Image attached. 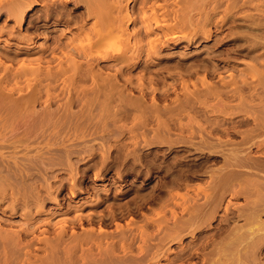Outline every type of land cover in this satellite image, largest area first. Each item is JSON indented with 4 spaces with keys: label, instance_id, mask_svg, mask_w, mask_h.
<instances>
[{
    "label": "bare ground",
    "instance_id": "1",
    "mask_svg": "<svg viewBox=\"0 0 264 264\" xmlns=\"http://www.w3.org/2000/svg\"><path fill=\"white\" fill-rule=\"evenodd\" d=\"M69 1L70 0H10V1H8V2H6V3H4V1H1L0 0V13H2V15H5L6 17H7V19H8V21H10L11 20V18L12 19H14V21H15V24H16V26H17V28H19L20 29V33H18V37H17V39H16V43L14 44V40H13V38L15 37L16 38V35L14 36V30H12V32H10V34H8V37L7 38H4V35H5V33L6 32H9V26H8V24H6L4 27H2V29H0V41H2V40H4L5 41V43L3 44V45H5V49L3 48V49H1L0 50V156H2V158H0V166H1V170L3 171L2 173H4L3 175H2V173H0V178H2L1 176H3V180L2 179H0V180H2V181H0V185H1V182H6V184H10V183H7V181L6 180H8V181H11V180H13L14 179V177H13V179H11L10 177H12L13 175H15V171H17V170H14V169H18V168H22L20 171H22V172H24V173H26V175H24L23 174V177H20V175H22V174H20L21 172H17L16 174H17V177H20V178H17L18 180H19V182L17 181V180H15L16 182H18L19 184H20V188L18 189H15L14 188V184H17V185H19L18 183H16L15 181V183H13V185L12 184H10V186H8L7 188H9V187H11V186H13V189L14 190H16V191H13L14 192V194L13 195H11V198H12V196H14V195H16V198H15V196H14V198H15V200L14 199H12L13 200V202H11L10 201V203H11V205H8V206H6V207H8V208H10L11 210L13 209V212H15L16 210L15 209H19V207H22L21 209H25L26 211H24V214L22 215V216H24L25 218H26V220L27 221H29V222H27V226H25V227H23L25 230H27V231H32V232H34L35 231V228H38V222H39V224H40V220H42L41 219V217L43 216V214H42V216L41 217H39L40 218V220H39V218L37 219V217H36V215L35 214H41V213H43V212H45V210L47 209L46 208V204H47V202L49 201V200H51V201H54V203L56 202L57 203V205L56 206H58V210L62 213V211L61 210H65V208L64 209H62L63 208V204L64 203H62L61 202V200L63 199H71V200H73V199H75L74 197H77L78 196V193L80 192L76 187H78V184L75 182V176H78V174L77 173H79V172H76V173H73V172H75V167L77 168V166H75L76 165V163L78 164V162H80L81 161V159H83V158H78V156L80 155V156H83V155H85L86 154V157L85 158H87V157H89V156H91V155H89V156H87V154H89L90 152H92L93 153V149H94V146L95 145H93V144H96L95 143V140H96V138H97V140L100 138V139H109L110 140V138H114L115 136H117V137H115V138H117V139H119V137L120 136H118V135H123L122 134V132H124L126 129H123V127L124 128H126L127 127V125H124V124H122L124 121H126V123H127V121H128V119H130V118H128V117H131V119H132V116L131 115H134L133 117H136V123H137V120H138V118L137 117H140L141 115H143L142 113H147V115L146 116H151V120H152V117H153V115H155L154 117H159V118H157V119H160L161 118V116H162V113L164 112V113H166V116H167V114L168 115H180L182 112H184V114L182 113L181 114V116H179L180 118L182 117V115L184 116L185 115V113L186 114H188V116H187V118H188V121H189V123L190 122H193L192 121V119H190L189 120V118H192L193 116L195 117L196 115H197V109H203L202 107H204L205 105H208V102H211L210 100H209V98L211 97V95H213V97L214 96H219L220 95V97H225V98H227V99H225L224 97L222 98V99H225V103L223 102V100H221V102H223L224 104H223V111H221L222 113L225 111V113H226V115H228L227 114V112H226V110H227V108L226 107H228V103H227V101H230L231 99V97L233 96H231V94L229 93L230 91H231V93H233V94H236L237 95V93L235 92L234 93V91H235V89H237V87L240 85V89L241 88H243L244 87V85H242L241 86V84H242V81H241V84H239L237 81H233V82H231V80L230 81H228L227 83H234V82H237L238 84V86H236V87H233L232 85H231V87L232 88H234V90H233V92H232V90H229L230 88H229V86L227 87V83H226V79L225 78H223V81L221 82L222 84H223V82H224V86L226 87L225 88V90H229V92L227 91V93L225 92V90H224V93H223V91H220L219 89H221L222 87H220L219 89H218V87H214V86H212L211 85V83H210V81H208V79L206 80V77H208L209 75H213V74H216L215 72L216 71H221V69H219V70H216L219 66H215V64H212V63H215V62H209V64L211 63L212 64V67H211V65L209 66V64H208V61H205V59H204V61L207 63V65L205 66L204 65V63H202V61H201V63L200 62H189L190 64H188V61H187V63H185L184 61V63L182 64L181 62H179V59H178V62L176 61H174L177 65H175V67L177 66L178 67V65L179 66H181L182 67V69H181V67H179V69L177 70V72H179L180 73V69L181 70H183V71H181V73L180 74H182L181 76H183L184 74H186L187 76L188 75H192L195 71H198L199 72V68L197 67L198 65H204L203 66V69H201V70H207V73L205 74V76L206 77H204L203 76V78H201V76H200V79H201V84H203V80H205V81H208V82H204V84L206 85V89H202L201 87H203V86H205V85H201L200 86V84H199V86H197V83H195L196 85H193L192 83H194L193 81H189V79H187L188 77H186V79H187V81H189V82H192L191 84L194 86V88L197 86V87H199V89H201V90H199L198 88H195L194 90H193V88L191 89V84L189 85V82H185L184 80H183V82H181V80L184 78V77H182V79L181 80H179L178 78H176L175 76H174V74L172 75V74H170L169 76L172 78V79H176V81H177V79L182 83H180L179 81V85H182V87H184V85H185V87H184V89H182V90H184V92L183 93H185V92H187L185 95L183 94L182 96H181V98H179L180 97V95L178 94V98H176L177 100H175L174 99V101H171L170 100V102L172 103V107H171V104H169L168 103V108L167 107H165V106H167L165 103H163V104H165L163 107H165V108H160V107H162V106H160V99H162V100H164L165 99V101H166V98L168 97V95H169V92H170V90L172 89V88H175L176 87V83H173L174 82V80H170L171 82H167V80H166V78H167V76L166 75H164V71L163 70H167V72L168 73H165V74H169V72H171L172 70H174V72H175V69H174V67L173 66H170V65H172L170 62V65L168 66V68H167V65L166 64H164V63H161V61L163 60L161 57L160 58H158L159 57V55L158 54H160L164 49H166V48H168V46L170 45V40H175V38H177L178 39V37L180 38L181 37V35H185V34H183V33H181V35L179 36V30H177V28L181 25V24H184V25H188L189 24V18H191V16L193 15L192 14V12H188L189 13V16L187 17V14L185 15V13H184V16H185V18H180V16H178V14H177V9L175 10V8L174 9H172V8H170V6H169V8L170 9H172V10H170L168 7H167V5H166V7L168 8L167 10L166 9H164L165 8V5L163 4V6L164 7H162V10H165V12L164 11H162V13H161V4H159V2H158V0H140V2H139V7H135L134 5H133V7L134 8H132V6H131V3L130 2H132V1H137V0H74L73 2L77 5H75L76 7L74 8V9H72V8H70L69 7ZM149 1H152L151 3H150V5H149ZM166 1V0H165ZM215 1V0H214ZM235 0H233V3H235L234 2ZM123 2H125L124 4H123ZM219 2V1H218ZM236 2H237V0H236ZM166 3H169V2H166ZM107 4V5H106ZM136 4V3H135ZM173 4V3H172ZM232 4V3H231ZM38 5H42L43 6V12L41 13V14H39L38 16H36V17H34L33 18V16H32V18H30V20H28L27 19V17L29 16V12H30V10L31 9H33L35 6H38ZM102 5H106V6H108V8L105 6H102ZM149 5V6H148ZM170 5H171V3H170ZM262 5V4H261ZM260 5V6H261ZM264 5V4H263ZM263 5H262V8H264L263 7ZM41 6V7H42ZM83 6H85L84 8H87V15L84 13L83 15H79V14H77L76 15V13H75V10L76 9H79L80 7H83ZM100 6H102V7H100ZM234 6H235V4H234ZM233 6V7H234ZM215 7V6H214ZM232 7V8H233ZM104 10H107L106 12L104 11V12H102L103 11V9ZM148 8H150L149 10H150V12L148 11ZM231 8V7H230ZM229 8V9H230ZM235 8V7H234ZM42 9V8H41ZM99 9V10H98ZM258 9H260V8H258ZM40 11V10H39ZM99 11H101V12H99ZM231 11H232V9H231ZM230 11V12H231ZM85 12V11H84ZM214 12H216V11H214ZM149 13V14H148ZM151 13V14H150ZM194 13V12H193ZM182 14V13H181ZM180 14V15H181ZM204 14H205V12H204ZM203 14V15H204ZM212 14H214L213 12H212ZM217 14V13H216ZM84 15H85V17H87V18H89V16L91 17V16H93L94 18H95V21H94V23H93V26L90 28V30L88 31L87 29L89 28V26L87 27V29L85 30L84 29V27L82 26V27H80V29H78L79 30V32H78V30H77V32H76V35L75 34H71V35H69L70 34V32L69 31H67V28L66 27H63V26H67V27H70V25H72V24H79V23H81L82 21H85L86 20V18H83L84 17ZM183 15V14H182ZM202 15V16H203ZM206 15V14H205ZM170 16H172V18H173V20L174 21H176L175 23H171V22H168L169 21V19L171 18ZM208 16V15H207ZM207 16H205V17H203V19L204 18H206ZM246 16H248V15H246ZM250 17L252 16L253 17V15H249ZM182 17V16H181ZM186 17H187V19H186ZM93 18V19H94ZM169 18V19H168ZM210 18V19H209ZM213 18V17H212ZM105 19H106V21H108V24H103V23H100V20H103L102 22H104L105 21ZM192 19V18H191ZM207 19H209L210 21L212 20L211 19V17L210 16H208V18ZM258 19V18H257ZM201 20H202V18H201ZM205 20V19H204ZM253 20H255V19H253ZM259 20H261V19H259ZM28 21V22H27ZM40 21H41V23H40ZM173 21V22H174ZM200 21V20H199ZM214 21V20H213ZM211 22V23H213L214 24V22ZM256 21H258V20H256ZM86 22V21H85ZM84 22V23H85ZM205 22V21H204ZM203 22V23H204ZM207 22H209L208 20H207ZM259 22H261V21H259ZM27 23V25L28 26H26L25 24ZM83 23V22H82ZM87 23V22H86ZM210 23V22H209ZM92 24V23H91ZM132 24H134V25H136V26H138L137 24H141V25H139L138 27H136V28H134V29H132L131 28V26H132ZM179 24V25H178ZM205 24V23H204ZM262 24H264V21H262ZM262 24H260V23H256V22H253V25L255 26H260V28H263L264 27V25H262ZM76 25V26H77ZM209 25V24H208ZM207 24L204 26L203 25V27L201 28L199 25V27L200 28H198L197 29V31H199V30H202V33H204L203 35L205 36L206 35V37L209 39L210 37H211V35H212V31L209 29V28H211L210 26L209 27H207L208 26ZM250 25V24H249ZM252 25V24H251ZM252 25V26H253ZM27 28H26V27ZM86 26V25H85ZM256 26H255V28H256ZM14 27V26H13ZM63 27V28H62ZM25 28H26V30H25ZM66 28V29H65ZM195 28V27H194ZM222 29H223V27H221ZM253 28V27H252ZM260 28H259V30H260ZM30 29H34L33 30V32L31 31V32H29L30 31ZM209 29V30H208ZM68 30H69V28H68ZM196 30V29H195ZM252 30V29H251ZM258 30V29H257ZM19 31V30H18ZM24 31H26V32H24ZM72 31V30H71ZM197 31H192V32H189V33H193V36L197 33ZM253 31V30H252ZM262 31H264V30H262ZM260 32V31H259ZM72 33V32H71ZM79 33V34H78ZM258 33V32H257ZM261 33V32H260ZM260 33H259V35H260ZM200 35H201V33H199ZM250 34H251V31H250ZM43 35V37H45V42H43V43H41L39 46H37L34 42H35V40H37L40 36H42ZM187 35L188 34H186V37H187ZM190 35V34H189ZM198 35V34H197ZM196 35V36H197ZM244 35H246V34H244ZM261 35H262V33H261ZM14 36V37H13ZM192 35H191V39H192V37H193ZM199 36V35H198ZM247 36V35H246ZM252 37H253V35H251ZM251 36H250V40H254V43H256L255 42V40L257 41V39H260L259 37L257 38V36H258V34H257V36L253 39H251ZM262 36H264V35H262ZM150 37H152V38H150ZM195 37V36H194ZM14 38V39H15ZM83 38V39H82ZM148 38V39H147ZM150 38V39H149ZM181 38H183V36L181 37ZM245 38V37H244ZM264 38V37H263ZM263 38H261L260 40L262 41V39ZM40 39V38H39ZM44 39V38H43ZM86 40L87 41V45H85L83 48L82 47H79L82 43H80L79 44V42L78 41H80V40H82V42H83V40ZM112 39H115L116 41H121V42H123V40H125L127 43H128V51L126 52V51H116V49H113V47H110V49H109V47H108V42L110 41V40H112ZM134 39V40H133ZM145 39H147L146 41H145ZM187 39V38H186ZM197 39V38H196ZM206 39V38H205ZM245 39H247V37L245 38ZM13 40V41H12ZM250 40H247V41H249L250 42ZM3 41V42H4ZM145 41V42H144ZM264 41V40H263ZM125 43V42H124ZM126 43V44H127ZM251 43H253V41L251 42ZM79 44V45H78ZM256 44H258V41H257V43ZM261 44H263V46H264V43H262L261 42ZM260 44V45H261ZM14 45H16V46H14ZM262 46V45H261ZM260 46V47H261ZM249 47V46H248ZM254 47H255V45H254ZM106 48H108L107 50H106ZM252 48V47H251ZM57 50H59V51H61V55H59L58 53H57ZM35 52L36 53H38V56H36V57H33V55L35 54ZM22 54H26L27 55V57L28 56H31V59H28V60H26V59H22L21 61V63H19V65L20 66H18V67H14V65H12L13 63H14V61H16V59L17 60H19V56L20 55H22ZM249 54V53H248ZM158 55V57H155V56H157ZM214 56V55H213ZM260 56V55H259ZM258 56V57H259ZM215 57H216V55H215ZM253 57H255V56H253ZM252 57V58H253ZM257 57V58H258ZM153 58H155V59H157V60H159V62L161 63V64H164V65H166L165 67H164V65H161L162 67H160V65H158L160 68H155V69H153V70H156V78L155 77H153V76H151V74L150 73H148V74H150V76H151V78H148V77H150V76H148L147 77V79L149 80L148 81V83H150V84H148L147 82H146V74H147V72H150L151 71V63H154L156 60H154V62H151L150 61V59H152L153 60ZM261 58V57H260ZM195 59V58H194ZM197 59V58H196ZM199 59H200V57H199ZM259 59V58H258ZM165 60V59H164ZM201 60V59H200ZM200 60H198V61H200ZM53 61H57V63H56V65H54L52 62ZM148 61H150V62H148ZM195 61H197V60H195ZM215 61V60H214ZM165 63H168V62H166L165 61ZM173 63V62H172ZM155 64H156V62H155ZM157 64H159V63H157ZM209 66V67H208ZM14 67V68H13ZM153 67V66H152ZM206 69H205V68ZM140 68V70H142L143 72L140 74V75H138V77L136 78V80H134V77L131 75V77H130V75L129 74H132L133 73V71L135 70V69H139ZM154 68V67H153ZM163 68V69H162ZM169 68L171 69V68H173V69H171L170 71H169ZM184 68V69H183ZM198 68V69H197ZM221 68V67H220ZM136 71V70H135ZM132 72V73H131ZM183 72V73H182ZM198 72H195V73H198ZM154 73V72H153ZM200 73H202V72H200ZM204 73V72H203ZM219 74H220V72H218ZM134 74V73H133ZM139 74V73H138ZM176 74V73H175ZM129 75V76H128ZM177 75V74H176ZM179 75V74H178ZM185 75V76H186ZM204 75V74H203ZM211 75V76H212ZM242 74H240V76H241ZM154 76H155V74H154ZM180 76V75H179ZM195 76V75H194ZM244 76V75H243ZM169 77V78H170ZM178 77V76H177ZM210 77V76H209ZM208 77V78H209ZM215 77H217V76H215ZM215 77H213V78H215ZM218 77L219 78H222L223 76L220 74V75H218ZM181 78V77H180ZM205 78V79H204ZM213 78H212V81H213V85H216V83H214V81H216V80H213ZM233 78H235V77H233ZM241 78V77H240ZM239 78V79H240ZM243 78H245V79H247V76L245 77H242V79ZM168 79V78H167ZM210 79V78H209ZM225 79V80H224ZM235 79H237V78H235ZM245 79H243V80H245ZM263 80H264V75H263V78H262ZM191 80V79H190ZM211 80V79H210ZM220 80H222V79H220ZM90 81V82H89ZM249 81V79H247V82ZM197 82H200V80L199 81H197ZM219 82V81H218ZM244 82H246V80L244 81ZM247 82H246V84H247ZM250 82V81H249ZM264 82V81H263ZM184 83V84H183ZM208 83H209V86H208ZM220 83V84H221ZM226 83V84H225ZM217 84H219V83H217ZM221 84V85H222ZM245 84V83H244ZM245 84V85H246ZM249 84H251V83H249ZM190 87H189V86ZM258 85V84H257ZM256 85V86H257ZM220 86V85H219ZM247 86L250 88L251 86H249L248 84H247ZM134 87V88H133ZM208 87V88H207ZM262 87H264V85L262 86ZM261 87V88H262ZM135 88H137V89H139L141 92L140 93H138V94H140V95H137V93H135L132 89H135ZM177 88H178V86H177ZM188 88H190L191 90V92L188 90ZM231 88V89H232ZM246 88V87H245ZM245 88H243V90H245ZM251 88H253V89H255V85L254 86H252ZM250 88V89H251ZM181 89V88H180ZM179 89V90H180ZM249 89V90H250ZM257 89V88H256ZM255 89V90H256ZM136 90V89H135ZM173 90V89H172ZM171 90V91H172ZM177 89H175V91H176ZM193 90V91H192ZM237 90H239V89H237ZM255 90H253L254 92H255ZM135 93V96L137 95L138 96V98L136 97V99H135V97L134 96H131V94H134L133 92ZM153 92V94L152 93H150V92ZM178 91V90H177ZM240 91V90H239ZM238 91V92H239ZM263 92H264V90H262ZM261 91V93H262V96L264 97V95H263V92ZM243 91H241L240 93H242ZM254 92H251V93H254ZM258 92V91H257ZM148 93H150V94H152V100L151 101H154V102H150L151 103V105H153V107L152 108H150V103L148 104V102L146 103V101L144 102V98H145V96H147L148 95ZM250 93V94H251ZM259 93V92H258ZM260 93V94H261ZM174 94V93H173ZM215 94V95H214ZM224 94H229L228 96H230L229 98L226 96V95H224ZM255 94V93H254ZM253 94V96H255ZM259 94V95H260ZM252 95V94H251ZM131 96V97H130ZM170 96V95H169ZM238 96V95H237ZM243 96V95H242ZM248 96H250V95H248ZM132 97H134V98H132ZM148 97H149V95H148ZM235 97V96H234ZM251 98H252V96H250ZM249 97V98H250ZM173 98H175V95H174V97ZM172 98V99H173ZM185 98V99H184ZM233 98V97H232ZM160 100L159 102L157 101V100ZM179 99H180V101H179ZM184 99V100H183ZM216 99V98H215ZM228 99H230V100H228ZM239 99H240V97H239ZM168 100V99H167ZM218 100H220V98L218 99ZM233 100V99H232ZM236 100V99H235ZM175 101H177V103L178 104H176V102ZM179 101V102H178ZM214 101V100H213ZM253 101V100H252ZM157 102V103H156ZM167 102V101H166ZM233 102H234V100H233ZM250 102V101H249ZM153 103V104H152ZM197 103V104H196ZM198 103H200V104H198ZM218 103V102H217ZM252 103V102H251ZM254 103V102H253ZM252 103V104H253ZM145 104H146V106H148V108H146V106H145ZM162 104V105H163ZM176 104V105H175ZM196 104V105H195ZM204 104V105H203ZM221 104V103H220ZM219 104V106H221ZM230 104H232L231 102L229 103V105ZM255 104V103H254ZM173 105H175V106H173ZM195 105V107H194V109H195V111L197 112L195 115H194V110L193 111H188V109L189 110H192L191 108H193V106ZM198 105V106H197ZM199 105L201 106V105H203L202 107H199ZM212 105H214V104H212ZM224 105H225V109H224ZM242 105H244L243 104V100H242ZM160 106V107H159ZM196 106H197V108H196ZM211 106V103L209 104V106L208 107H210ZM216 106V105H215ZM214 106V107H215ZM235 106V105H234ZM246 106V105H245ZM248 106V105H247ZM134 107V108H133ZM136 107H138V108H136ZM199 107V108H198ZM207 107V106H206ZM207 107V109L206 110H208V111H210L211 109L210 108H208ZM213 107V106H212ZM231 107H233V104H232V106H229L228 107V109H230ZM135 109V110H133V109ZM141 109V108H143V109H141L142 111L140 112L139 110H138V112H137V109ZM150 108V109H149ZM216 108V107H215ZM148 109V110H147ZM163 109H167V110H164V111H162ZM204 109V110H205ZM214 108H212V110H213ZM130 110L132 111H134V112H136V113H134L133 111V114H130L131 112H130ZM205 110V111H206ZM216 110H218V109H216ZM215 109L213 110V111H215V112H217ZM129 111V112H128ZM185 111H187V112H189V113H191V112H194V113H192V114H189V113H187V112H185ZM199 111V110H198ZM201 111V110H200ZM207 111V114L209 115V112ZM213 111H210V113H213ZM228 111H230V110H228ZM140 112V113H139ZM168 112V113H167ZM172 112V113H171ZM202 112V111H201ZM163 113V114H164ZM205 113V112H204ZM138 114H141V115H138ZM198 114H200V113H198ZM203 114V113H202ZM220 114V113H219ZM130 115V116H129ZM136 115V116H135ZM190 115H192V116H190ZM206 116V122H209V121H207V120H210L211 121V119H213V117L211 116V119H208L209 118V116ZM211 115V114H210ZM214 115V114H213ZM225 115V114H224ZM126 116H128L127 117V120L125 119L126 118ZM145 115L144 116H142L143 118H145V119H143L142 117V119L140 118L139 120L140 121H138V126H142V127H138V133H139V128H144L143 127V125L145 126L147 123H148V120L150 119V116H149V119H148V117H146ZM166 116H163L164 118L166 117ZM173 117V121H177L179 118H178V116H176L178 119L177 120H175L176 119V117ZM200 116H202V115H200ZM205 116V115H204ZM218 116V115H217ZM153 117V118H154ZM161 118L160 120L163 122V123H166V121H163V120H165L164 118ZM167 118H168V116H167ZM171 118H172V116H171ZM171 118H169V121L168 122H170V120H171ZM175 118V119H174ZM182 118H184V117H182ZM186 118V119H187ZM216 118H218V117H216ZM222 118H223V115H222ZM226 118V117H225ZM225 118H223V119H225ZM124 119V120H123ZM130 119V120H131ZM148 119V120H147ZM155 119V118H154ZM153 119V120H154ZM195 119H197V117L195 118ZM219 119H221V117H219ZM218 119V120H219ZM119 120V121H118ZM129 120V121H130ZM142 120H143V122H142ZM144 120H146V121H144ZM160 120H158V124L157 125H160L159 127L160 128H156L155 130L157 131V133L156 132H153V133H156V134H152V139L150 138V136L148 135V133H151V132H149L148 131V133H146V131L148 130V129H146V131L145 132H143L142 131V129H141V131H140V136L136 133V131L134 130L135 128L134 127H136L137 128V124H132V125H134V127L133 126H131V129H132V127H133V130H131V129H129L128 127H129V124H128V130L127 131H135V133H131L130 132V134H134V136H132L133 138L134 137H137V136H135V135H138L139 137H141L142 136V139H143V143H144V141L145 140H148V139H150L152 142H154V143H156V142H159V141H163V140H161L162 138H165V137H167V138H165L166 140H164V142H166V143H170V144H168V146L170 145V147H171V145L172 144H181V142H184V143H188V144H190L189 146H191V145H193L194 147H192V148H188L189 149V151H188V153H190V150H192L193 149V152L194 151H196V150H194L195 148L196 149H201V150H203V149H205V150H207L208 152H209V154L211 155V153H216V154H218V155H220L222 158L221 159H223L222 161V164L223 165H219V167H218V170L216 169L214 172L211 170V167H209L210 168V170H208V169H206V170H208V172H212L213 173V175H215V177L212 175V173H210L211 174V177L210 178H212V182H213V180H214V178H215V180H218L216 183L217 184H215L216 185V187H215V189H213L212 190V188H211V190L213 191V193H209V195L207 196L206 195V198H208L209 199V201H207V202H205V203H203V204H195V205H193L194 207V209H192V206H191V211L192 210H195V211H197V212H195V214H191V215H189L190 217H188V219L189 218H191V220H194V221H191V220H187L186 221V219H184V220H182V222L184 223V224H186V225H184L182 222H181V220L180 221H178V219H177V222L178 223H174L175 225H174V227H169L170 228V230H169V228H168V230L167 229H164V230H167V232H170L169 234H165V233H167V232H165L164 234V236L163 235H161V237H163V238H167V237H171V238H169V239H172L173 238V240H174V237H173V235H175L174 233H176V231H174V233L172 232V228H180V229H178V231H181L182 229L184 230V226H188V224L190 225V228L191 227H193L197 222H196V220L198 221V222H200L198 219V217L197 216H200V217H202V219H200V220H203V218L205 217V216H207L209 213L211 214V212H212V214L211 215H213V213L215 212V211H217L216 209L219 207H221V205L223 204V198H224V194H227V191H229V189H233V187H238V186H241L242 184H243V182L245 181V180H243L242 179V177L244 176V175H247L248 176V174L250 175V174H257L256 172L258 171V174H259V172L261 171V169H263V168H261V169H259L258 168V163H260V161L262 160V159H260V161L258 160V158H256L259 162L257 163L258 165H257V167H254L255 165H256V163L255 164H253L252 166L251 165H248L249 163L250 164H252L254 161H255V158H254V161H253V158H251V157H249L250 155H248V153L249 154H251V152H247V149L248 148H250V145L249 144H251L250 142L253 140V138L252 137H254V139L256 138L255 137V134H251V136H249L247 139H246V134H249V133H251V132H248V133H246V134H244L243 135V132H242V134H241V136H242V138H243V140H242V138H241V140L243 141V143H236V142H234L233 140H235V139H230L229 138V140L227 139L228 137H226V140L225 141H223L222 140V137L220 138L219 136L217 137V136H215L216 134H217V131H215V129H218L219 128V126H220V128L222 129H224V125H225V123H224V125L222 124L221 125V123H220V120L218 121H216L215 119H214V121L212 120L211 122H209V123H207V124H209L210 126H209V128L208 127H206V126H202V127H200V129L202 128L203 129V127H204V131L203 132H206V134L205 135H203V133L202 132H200V131H198L199 133H197V134H200V133H202V134H200V138H199V136H198V141H201L200 143H197V141L196 142H192L191 140L193 139H195V138H197V136L194 138L193 136H194V127H195V124H189V126L190 125H192V130L190 129V131H188V132H190V134L191 135H193L192 137L193 138H191L190 137V134L188 133L187 135H186V138H187V136L189 135V137L191 138V139H189V141H188V139L187 140H185L186 138H184L185 136L184 135H182L181 133H180V135L179 134H177V133H175V134H177V138L178 137H180V136H184L183 138L184 139H181V137L179 138V139H177V140H174L173 138L174 137H172L171 136V134L172 133H174V129H172L171 127H170V125H169V123H166V125L164 126L163 125V123L160 121ZM168 120V119H167ZM222 120V119H221ZM225 120H227V119H225ZM230 120V119H229ZM122 123H121V122ZM157 120H155L154 122H156ZM201 121V120H200ZM118 122V123H117ZM132 122V121H131ZM139 122H141V123H139ZM159 122H160V124H159ZM180 120H179V124H180ZM222 122V121H221ZM228 122V121H227ZM247 122V121H246ZM121 123V124H120ZM125 123V122H124ZM125 123V124H126ZM130 123V122H129ZM133 123H134V120H133ZM182 123V122H181ZM195 123V122H194ZM202 123V122H201ZM248 123V122H247ZM263 123V122H262ZM118 124H120V125H118ZM141 124V125H140ZM143 124V125H142ZM149 124V123H148ZM151 124H153V122L151 123ZM171 124H172V122H171ZM173 124H175V123H173ZM172 124V125H173ZM178 124V123H177ZM178 124V125H179ZM185 124H187V123H185ZM184 124V125H185ZM199 124V123H198ZM203 124V123H202ZM205 124V123H204ZM239 124H241V123H239ZM261 124V123H260ZM122 125V126H121ZM124 125V126H123ZM163 125V126H162ZM169 125V126H168ZM171 125V126H172ZM176 125V124H175ZM181 125V124H180ZM243 125V124H242ZM155 127H156V125H154ZM162 126V127H161ZM177 126V125H176ZM182 126V125H181ZM180 126V129L182 128V127H184V128H188L187 126L188 125H185V126H182L181 127ZM235 126V125H234ZM263 126H264V124H263ZM146 127V126H145ZM150 127V126H149ZM164 127V128H163ZM170 127V128H169ZM148 128V127H147ZM175 129H176V127H174ZM179 128V127H178ZM177 128V129H178ZM219 128V129H220ZM226 128V127H225ZM229 128L230 127H228V129L226 128V130H223V132L224 131H226L225 133H223V134H225V135H227V136H231L232 134H230V132H232V130L231 131H228L229 130ZM257 128V127H256ZM262 128V127H261ZM159 129H161L160 131H159ZM177 129L175 130V131H177ZM178 130V131H183V130H185V129H183V130ZM188 129V130H189ZM197 129H198V127H197ZM232 129V128H231ZM263 129V128H262ZM149 130H153L152 129V127H151V129H149ZM173 130V131H172ZM213 130L216 132V134H214L213 133ZM237 130H239V129H237L236 128V131ZM251 130H253V129H251ZM258 130V129H257ZM261 129H259L258 130V132H261L260 131ZM126 131V132H127ZM171 131H172V133H171ZM186 131V130H185ZM184 131V132H185ZM196 131V132H197ZM187 132V131H186ZM196 132H195V134H196ZM218 132H219V130H218ZM238 132V131H237ZM241 132V131H240ZM245 132V131H244ZM253 132L254 133H256L254 130H253ZM212 133H213V137L215 136L216 137V140H217V138L220 140H218V141H216V140H214V139H212ZM174 134V135H175ZM196 134V135H197ZM260 134V133H259ZM127 135V134H126ZM148 135V136H147ZM159 135V137H157ZM173 135V134H172ZM173 135V136H174ZM264 135V134H263ZM245 137V139H246V141L244 142V137ZM154 137V138H153ZM214 137V138H215ZM133 138H131V139H133ZM146 138H148V139H146ZM231 138H233L232 136H231ZM100 139L98 140V141H96V142H98L99 143V141H100ZM124 139V138H123ZM127 139V138H126ZM125 139V140H126ZM137 139H138V137H137ZM171 139H172V141H171ZM175 139H176V137H175ZM199 139H201V140H199ZM252 139V140H251ZM257 140H259L258 138H256ZM253 140V141H255L254 143L256 144V141L257 140ZM105 140V141H106ZM130 140V139H129ZM139 140H141V138H139ZM159 140V141H158ZM167 140L169 141V142H167ZM196 140V139H195ZM239 140V142L241 141L240 140V138L238 139ZM261 140H262V138H261ZM260 140V141H261ZM102 142L104 141V140H101ZM117 141V140H116ZM132 141V140H131ZM134 141V140H133ZM191 141V142H190ZM231 141H232V143H231ZM241 141V142H242ZM252 141V142H253ZM259 141V142H260ZM262 141H264V140H262ZM101 142V143H102ZM122 142V141H121ZM148 144L149 143H151V142H148V141H146ZM145 142V144H147ZM173 142H176V143H173ZM190 142V143H189ZM227 142V143H226ZM238 142V141H237ZM97 143V144H98ZM100 143V144H101ZM106 143L108 144L109 142L108 141H106ZM106 143L104 144V142H103V146H106ZM115 143H117V142H115ZM115 143H113V144H115ZM122 143H124V140H123V142ZM121 143V144H122ZM135 143H136V141H135ZM135 143H134V145H135ZM140 143V142H139ZM160 143H162V142H160ZM172 143V144H171ZM226 143V144H225ZM257 143H258V141H257ZM132 144H133V142H132ZM137 144H138V141H137ZM140 144H142V142L140 143ZM144 145V146H149V145ZM165 144V143H164ZM177 144V145H178ZM187 144V145H188ZM199 144H207L206 146H204V147H202L201 145H199ZM253 144V143H252ZM251 144V145H252ZM259 144V143H258ZM112 145V144H111ZM110 144H109V146H111ZM116 145V144H115ZM127 145H129V144H127ZM152 145V144H151ZM150 145V146H151ZM155 145V144H154ZM249 145V146H248ZM260 145V144H259ZM261 145H262V143H261ZM101 146H102V144H101ZM102 146V147H103ZM114 146V145H113ZM132 146V145H131ZM130 146V147H131ZM137 146H139V145H137ZM141 146V145H140ZM118 147V146H117ZM157 147V146H156ZM258 148L260 147V146H257ZM92 148V150L90 151L89 149H91ZM112 148V147H111ZM129 148V147H128ZM131 148H133V146L131 147ZM139 148V147H138ZM155 148V147H154ZM167 148H169V147H167ZM180 148V147H179ZM179 148H176V149H179ZM183 148H184V146H183ZM187 148V147H186ZM252 148V147H251ZM263 148V147H262ZM260 149V151H259V153L260 154H264V148L263 149ZM119 149V148H118ZM127 149V148H126ZM141 149V148H140ZM139 149V150H140ZM146 149V148H145ZM163 149V148H162ZM170 149V148H169ZM173 149V148H172ZM181 149V148H180ZM96 150V149H95ZM98 150V149H97ZM100 151H101V153H102V155H104L105 153L107 154V152L105 151L104 152V149L102 148V150L101 149H99ZM98 150V151H99ZM107 150V149H106ZM120 150V149H119ZM136 150H137V148H136ZM139 150H137V151H139ZM149 150V149H148ZM147 150V151H148ZM157 150V149H156ZM160 150V149H159ZM171 150V149H170ZM184 150V149H183ZM250 150V149H249ZM248 150V151H249ZM88 151V152H87ZM90 151V152H89ZM125 151V150H124ZM128 151H130V150H128ZM136 151V152H137ZM141 151V150H140ZM154 151V150H153ZM162 151V150H161ZM165 152H166V150H164ZM174 151V150H173ZM185 151H186V149H185ZM251 151V150H250ZM84 152H86L85 154H81V153H84ZM97 152V151H96ZM121 152V151H120ZM131 152H133L132 150H131ZM135 152V153H136ZM197 153H198V151H196ZM204 152V151H203ZM138 153V152H137ZM156 153V152H155ZM158 153V152H157ZM162 153H163V151H162ZM161 153V154H162ZM181 153V152H180ZM191 153H192V151H191ZM206 153V152H205ZM245 153H246V156H245ZM73 154H75V155H78L77 157L76 156H74L73 157ZM93 154H95V153H93ZM125 154V153H124ZM127 154H131L130 156H132L133 158V162L132 163H134L135 164V162L134 161H137L138 163L139 162H141L140 160H141V154L139 153V155H132V153H128L127 152ZM127 154H125V156L127 155ZM147 154V153H146ZM154 154V153H153ZM186 154V153H185ZM252 154H254V153H252ZM256 154H258V153H256ZM108 156H109V154H107ZM148 155V154H147ZM151 155V154H150ZM163 155V154H162ZM171 155V154H170ZM174 155H177V153H174ZM173 154H172V156H174ZM178 155H179V153H178ZM181 155H182V153H181ZM195 155V154H194ZM201 155V154H200ZM199 155V156H200ZM247 155H248V157H247ZM94 156V155H93ZM115 156V155H114ZM124 156V157H125ZM160 156V155H159ZM164 156H165V154H164ZM188 156V155H187ZM219 156V157H220ZM258 156H260V155H258ZM262 156V155H261ZM78 158V160H80V161H78L77 162V159H75L76 160V162H74L73 160H72V158ZM104 157V156H103ZM128 157V156H127ZM150 156H148V157H146V158H144V160L145 159H147V158H149ZM155 158H157L156 156H154ZM179 157V156H178ZM245 157H247V158H245ZM84 158V159H85ZM108 158H110V157H108ZM108 158H107V160H108ZM115 158V157H114ZM177 158V157H176ZM90 160H91V158H89ZM102 159V162H103V158H101ZM105 160L104 161H106V158H104ZM120 159V158H119ZM124 159V158H123ZM122 159V160H123ZM143 159V158H142ZM150 159V158H149ZM148 159V160H149ZM152 159V158H151ZM162 161H163V159L162 158H160ZM166 159V158H165ZM183 159H184V157H183ZM202 159V158H201ZM206 159H208V158H206ZM212 159V158H211ZM214 159H216V158H214ZM264 159V158H263ZM110 160V159H109ZM111 160H112V158H111ZM148 160H146V161H148ZM153 160V159H152ZM156 160V159H155ZM155 160L153 161V162H155ZM177 160V159H176ZM216 160H218V158L216 159ZM215 160V161H216ZM73 161V162H72ZM83 161V160H82ZM132 161V160H131ZM161 161V162H162ZM172 162L174 161V160H171ZM178 161H179V159H178ZM180 161H181V159H180ZM183 161V160H182ZM194 161V160H193ZM204 161V160H203ZM202 161V162H203ZM210 161V160H209ZM153 162H151V164L150 165H152V163ZM161 163L160 161H158L157 160V162L156 163ZM171 162V163H172ZM175 162V161H174ZM177 162V161H176ZM184 162V161H183ZM183 162H181V163H183ZM207 163H208V161H206ZM211 163H212V161H210ZM115 163V162H114ZM144 164V162H141L140 164ZM146 163V162H145ZM148 163V162H147ZM146 163V165L148 166V168H149V170H146L145 169V172L146 171H148L147 173L148 174H150L151 172H150V167H149V165ZM156 163H154V164H156ZM165 162H163V164H164ZM186 163V162H185ZM184 163V164H185ZM217 163V162H216ZM219 163V162H218ZM221 163V162H220ZM262 163V165L264 164V162L262 161L261 162ZM75 164V165H74ZM82 164V163H81ZM130 164V163H129ZM180 164V163H179ZM178 164V166L180 167L181 165H179ZM109 165V164H108ZM157 165H159V164H157ZM156 165V167H158ZM172 165V164H171ZM189 165V164H188ZM208 165V164H207ZM206 165V166H207ZM211 165H213V164H211ZM61 166H66L67 167V170H66V167H65V171H66V174H67V178H68V176L69 175H71V176H69L70 177V180L72 181V183H71V185H69V186H71V187H69V189H68V191H67V193H65V194H63V196L61 197V198H59L61 195H57L58 193H59V190L62 188H60V189H58L57 191H58V193L57 194H54L55 193V191L53 192V190L55 189V187H54V189L53 190H51V188H52V186H54L52 183H51V188L49 189L48 187H50V186H48V187H46L47 186V184H50V183H48V181L49 180H53V177H54V179H56L55 178V176L54 175H56V177H57V172H59L60 170H63L64 169V167L63 168H58V169H60V170H57V168L56 167H61ZM74 166V167H73ZM79 166V165H78ZM83 166V165H82ZM82 166H80V167H82ZM90 166H92V165H90ZM134 166V165H133ZM137 166V165H136ZM138 166H140V165H138ZM153 166V165H152ZM161 166V165H160ZM167 166V165H166ZM176 166V168L178 167L177 165H175ZM209 166V165H208ZM259 166H261V164L259 165ZM85 167V166H84ZM101 167V166H100ZM130 167H132V166H130ZM168 167L170 168V166L168 165L167 166V168L166 169H168ZM171 167H173V166H171ZM182 167V166H181ZM197 167V166H196ZM215 167H217L216 165H215ZM236 167H241V168H236ZM242 167H244V169L242 168ZM34 168H37L39 171H37V169L36 170H34ZM55 168H56V171L54 172V170H55ZM73 168V169H72ZM137 168V167H136ZM140 168V167H139ZM139 168H137V169H139ZM147 168V169H148ZM155 168V167H154ZM164 169L163 170H165V167H163ZM174 168V167H173ZM172 168V169H173ZM182 168H184V166L182 167ZM189 168V167H188ZM207 168V167H206ZM245 168L247 169V168H249V170H250V168H251V171H249V172H247L246 170H245ZM25 169V171H23ZM32 169H33V171L35 172H33L32 171ZM79 169V168H78ZM100 169H102V168H100ZM111 169V168H110ZM137 169H136V171L135 172H139V171H137ZM143 169V168H142ZM141 169V170H142ZM157 169V168H156ZM162 169V168H161ZM179 171L180 170H182V169H179V168H177ZM176 169V170H177ZM186 169H187V167H186ZM201 169V168H200ZM242 169V170H241ZM5 170V171H4ZM50 170H52V172H54V173H56V174H54V173H52L53 174V177H52V179H50L51 178V176H50V178H49V176L48 175H50L51 174V172H50ZM97 170H99V169H97ZM105 170V169H104ZM109 170V169H108ZM129 170V169H128ZM130 170H131V168H130ZM134 170V169H133ZM140 170V171H141ZM154 170V169H153ZM152 170V171H153ZM175 170V169H174ZM7 171V172H6ZM14 171V172H13ZM18 171H19V169H18ZM30 171V173H28ZM36 171H37V173H36ZM67 171H69V173L70 174H68V172ZM78 171H80V170H78ZM86 171V170H85ZM85 171L82 173V174H84L85 173ZM96 171V170H95ZM94 171V172H95ZM99 171H101V170H99ZM99 171H96V173H94L95 175L94 176H98L99 174H101V173H99ZM119 171H120V169H119ZM143 171H144V169H143ZM168 170H165V172H167ZM188 171H190V170H188ZM197 171V170H196ZM196 171H194V172H196ZM217 171V173L215 174V172ZM263 171V170H262ZM1 172V171H0ZM6 172V173H5ZM14 174H13V173ZM31 172H33V173H31ZM50 172V173H49ZM87 172V171H86ZM99 174H98V173ZM122 172H124V171H122ZM150 172V173H149ZM169 173H173V171H171L170 172V169H169V171H168ZM176 172V171H175ZM185 172H186V170H185ZM13 175H12V174ZM19 173V174H18ZM93 173V172H92ZM105 173V172H104ZM120 173V172H119ZM164 173V172H163ZM179 173V172H178ZM177 173V174H178ZM181 173H183L182 171H181ZM188 173V172H187ZM198 173H200V172H198ZM202 173V172H201ZM264 173V172H263ZM6 174V175H5ZM63 174V173H62ZM77 174V175H76ZM89 174V173H88ZM117 174V173H116ZM122 174V173H121ZM141 174H143V172L141 173ZM145 174V173H144ZM176 174V173H175ZM174 174V175H175ZM194 174V173H193ZM192 174V175H193ZM209 174V173H208ZM209 174V175H210ZM254 174V175H255ZM257 174V175H258ZM260 174L261 175H258L259 177H264L263 176V174L260 172ZM19 175V176H18ZM64 175V174H63ZM152 175V174H151ZM168 175V174H167ZM171 175V174H170ZM173 175V176H174ZM181 175V174H180ZM184 175V174H183ZM5 176V177H4ZM61 176V175H60ZM64 176H66V175H64ZM104 176V175H103ZM144 176V175H143ZM166 176V175H165ZM63 177V176H62ZM61 177V178H62ZM79 177H81V176H79ZM82 177L83 178H87L88 177V175L85 173L84 175H82ZM98 177H100V176H98ZM163 177V176H162ZM175 177V176H174ZM179 177V176H178ZM177 177V178H178ZM182 177V176H181ZM214 177V178H213ZM234 177L236 178V179H234ZM254 177H256V175L254 176ZM5 178V179H4ZM10 178V179H9ZM61 178H60V180H61ZM64 178V177H63ZM66 178V179H67ZM122 178V177H121ZM121 178H119V179H121ZM150 178H151V176H150ZM164 178V177H163ZM169 178V177H168ZM167 178V179H168ZM244 178H246L247 180H246V182L247 181H249V179L247 178V177H244ZM260 178V179H261ZM21 179V180H20ZM23 179V180H22ZM58 179V178H57ZM79 179H81L82 180V178H79ZM91 179V178H90ZM165 179V178H164ZM173 179V177L171 178V180ZM250 179H252V177H251V175H250ZM254 179V178H253ZM252 179V180H253ZM257 179H259V178H257ZM70 180H68V182H71ZM78 180V179H77ZM163 180V179H162ZM174 181H172L173 183H175V182H177L176 180H178V179H173ZM181 180V178H179V181ZM236 180H239L240 182L238 183V181L236 182ZM263 180V179H262ZM261 180V181H262ZM45 182V183H43V182ZM63 181H65V180H63ZM62 181V182H63ZM185 181V180H184ZM260 180L259 181H255L257 184H258V188H257V185H256V190H254V188H255V185H254V181H253V186H254V188L252 189L253 191H254V193L255 194H257V192L260 194L261 193V190L260 189H262V188H264V182L262 181L261 182ZM13 182V181H12ZM11 182V183H12ZM38 182H42L43 184H45V187H44V189L45 190H43L42 188H43V184L41 183V185L42 186H40V187H42L41 189L40 188H38L37 187V184H40V183H38ZM51 182V181H50ZM54 182H55V180H54ZM57 182H60V181H57ZM85 182V181H84ZM163 182H164V180H163ZM168 182V181H167ZM166 182V184H168ZM187 182H189V181H187ZM187 182H186V184H187ZM262 184H261V183ZM65 183V182H64ZM82 183V182H81ZM80 183V184H81ZM165 183V182H164ZM170 183V182H169ZM179 183V182H178ZM180 183H182L181 181H180ZM185 183V182H184ZM183 183V184H184ZM251 183V186L249 185V187H251L252 188V182H248V183H246V185L247 184H250ZM3 184V183H2ZM58 184V183H57ZM76 184H77V186H76ZM185 184V186H187ZM21 185H23L24 186V188H23V186H21ZM81 185H83V184H81ZM81 185H79V186H81ZM170 185V184H169ZM235 185V186H234ZM245 185V186H246ZM2 186V185H1ZM4 186L6 187L7 185H3V188H1V190H2V192H4L5 190H7V189H4ZM16 186V185H15ZM55 186H56V182H55ZM61 186H64V188L66 187V185L65 184H61ZM68 186V185H67ZM163 186V185H162ZM161 186V187H162ZM166 186H168V185H166ZM165 186V188H167V189H165L164 188V186H163V188L168 192V190H169V188L168 187H166ZM172 185H170V187H171ZM174 186V185H173ZM184 186V185H183ZM189 186V185H188ZM243 186V185H242ZM60 187V186H59ZM87 187H89V186H86V188ZM214 187V186H213ZM244 187V186H243ZM247 187V186H246ZM246 187H244L243 188V190L244 189H246ZM23 188V189H22ZM40 189L39 191L37 190V189ZM58 188V187H57ZM81 188H84V189H86L85 187H81ZM96 188V187H95ZM173 188V187H172ZM172 188H170V190L172 189ZM239 188V187H238ZM4 189V190H3ZM83 189V190H84ZM88 189V188H87ZM100 189V188H99ZM163 189V191H165ZM237 189V188H236ZM236 189H234L233 190V193L232 194H234L235 193V191H236ZM247 189H248V187H247ZM12 190V189H11ZM31 190H33V191H31ZM82 190V189H81ZM90 190H92V189H90ZM94 190V189H93ZM96 190V189H95ZM97 190H98V187H97ZM101 190V189H100ZM106 190V193H107V197L110 195L109 194V189H105ZM243 190H241L242 191V193H243ZM249 190H251L250 188H249ZM252 190L250 191V192H252ZM23 191V192H22ZM38 191V192H37ZM211 191V192H212ZM246 191V193L247 192H249L248 190H244V192ZM264 191V190H263ZM37 192V193H36ZM88 192H89V190H88ZM97 192V191H96ZM160 192H161V190H160ZM167 192H164V193H167ZM169 192H171V191H169ZM232 192V191H231ZM230 192V193H231ZM237 192V191H236ZM240 192V191H239ZM238 192V193H239ZM0 193H1V191H0ZM8 193H11V192H9L8 191ZM61 193V192H60ZM161 193H163V192H161ZM160 193V194H161ZM177 193V195H179L178 194V192H176ZM175 193V194H176ZM237 193V194H238ZM81 194V193H80ZM95 194V193H94ZM98 194H101V192L98 190V193H97V196H98ZM160 194H158V196L160 195ZM171 194V193H170ZM206 194H208V192L206 193ZM251 193H249V195H250ZM7 195V194H6ZM88 195H89V193H88ZM106 195V194H105ZM152 195H154V194H152ZM157 195V194H156ZM164 195V194H163ZM167 195H169L168 193H167ZM172 195V194H171ZM170 195V196H171ZM174 195V194H173ZM205 195V194H204ZM253 195V194H252ZM258 195V194H257ZM257 195H255V197L257 196ZM261 195V194H260ZM2 196H4V194H2ZM8 196V195H7ZM93 196V195H92ZM91 196V197H92ZM94 196H96V195H94ZM118 196V195H117ZM148 196V195H147ZM152 199H153V197L155 196H151V194L149 195ZM158 196H156L154 199H157L158 198ZM165 196V195H164ZM169 196V197H170ZM233 196V195H232ZM254 196V195H253ZM9 197V196H8ZM82 197V196H81ZM80 197V198H81ZM87 197V196H86ZM90 197V196H89ZM91 197L90 198H87V199H91ZM143 197V196H142ZM160 198H162L161 197V195L159 196ZM0 198H2V197H0ZM11 198H10V200H11ZM79 198V199H80ZM83 198V197H82ZM95 197H93V199H94ZM166 198V197H165ZM171 198V197H170ZM261 199H263L262 197H260ZM259 198V199H260ZM7 199V198H6ZM77 199V198H76ZM92 199V202L95 200H93ZM107 199H109V198H107ZM140 199H141V197H140ZM146 199H148V197L146 198ZM145 199V200H146ZM176 199V198H175ZM258 199V198H257ZM258 199V200H259ZM261 199L259 200V201H261ZM5 200V199H4ZM8 200V199H7ZM64 200V201H65ZM80 200H82V199H80ZM79 200V201H80ZM96 200H97V198H96ZM104 200H105V198H104ZM158 200V199H157ZM156 200V201H157ZM162 200V199H161ZM165 200V202L167 201L166 199H164ZM207 200V199H206ZM226 200V199H225ZM255 200V199H254ZM254 200H252V201H254ZM1 202L3 201V200H0ZM76 201V200H75ZM88 200H86L85 201V198H84V200L82 201V202H86V203H82L84 206L87 204V203H90V201L89 202H87ZM102 201H103V199H98L97 201H95V203L94 204H96V203H102ZM151 201V200H150ZM159 201H160V199H159ZM252 201L249 203V204H251L252 203ZM9 202V201H8ZM7 202V203H8ZM65 202H67V201H65ZM74 202V201H73ZM73 202H71V205H72V207H71V205H70V202H68V206H70L71 207V209H73V207H74V210H76V211H78V209L79 208H81V207H84L83 205H80V202H79V204H77V205H75V204H72ZM77 203H78V201H76ZM92 202H91V204H92ZM164 202V201H163ZM262 202V201H261ZM160 203V202H159ZM229 203V202H228ZM230 203H231V201H230ZM264 203V202H263ZM1 204V203H0ZM255 206L253 207V204H252V207L254 208H251V207H249L250 208V211H251V209H253L254 210V212H253V214L252 215H255L254 213H257V211L260 209V207H261V205H260V203H256V200H255ZM20 205V206H19ZM49 205V204H48ZM47 205V206H48ZM65 205V204H64ZM88 205V204H87ZM139 205V204H138ZM200 205V206H199ZM201 205H203V206H201ZM226 205V206H225ZM224 205V209H225V212L227 213L229 210H230V207L231 206H229L228 204H225ZM1 206V205H0ZM198 206V207H197ZM249 206V205H248ZM35 207H38V209H36ZM49 207V206H48ZM76 207V208H75ZM119 207H121V206H119ZM119 207H118V211H120L119 210ZM262 207H263V205H262ZM3 208V207H2ZM68 208V207H67ZM115 208V210H116V207H114ZM122 208V207H121ZM129 208V207H128ZM171 208L172 207H170V209L169 210H171ZM218 208V209H219ZM223 208V207H222ZM234 208H236L235 206H234ZM238 208V207H237ZM241 208V207H240ZM264 208V207H263ZM34 209H35V214L33 213L34 212ZM61 209V210H60ZM70 208H68L67 209V211L69 212L70 210H71ZM82 209V208H81ZM127 209V208H126ZM184 209H188V206H187V208L185 207V208H183V210ZM242 209V208H241ZM240 209V210H241ZM244 209V208H243ZM242 209V210H243ZM246 209V208H245ZM4 210V209H3ZM22 210V211H23ZM51 210V209H50ZM80 210V209H79ZM97 210V209H96ZM95 210V211H96ZM111 213L112 214H114V215H117V214H115V212H112L113 210H112V207H111ZM114 210V211H115ZM176 212V210L175 209H173L172 208V212H174V211ZM232 210V209H231ZM248 209H246V210H244V211H242V212H245V214L246 213H248V215H251L250 213L253 211H251V212H249V211H247ZM256 210V211H255ZM5 211V210H4ZM21 211V212H22ZM47 211V210H46ZM49 211V210H48ZM47 211V212H48ZM75 211V212H76ZM81 211V213L79 212H76L75 213V215L74 216H72V218L71 217H69L66 213H65V216L66 217H63V220L62 221H60V220H58V222L60 221V230L59 231H57L56 230V232H54V234L55 235H53L52 237L51 236H49V238H47L48 236L47 235H45L44 237H41V235H40V237L38 236V235H34V237H32L33 239L34 238H36V240L35 241H37L38 239H40V242H41V240H44L45 241V243L42 241V243L41 244H45L46 245V247L48 246L47 245V243L49 244V246L51 247H49L48 249H44V250H47V251H50V252H47V255H49V256H51V257H47L48 258V260L52 263V259H53V261H55V259L57 258L58 259V261H57V264H58V262H59V258L61 257L62 258V255H63V252H61V254L58 252V249H60V250H62V251H64L66 248H67V246L69 245L68 243L70 242V245L68 246V248H67V250H65V252L67 253V252H70L71 254H72V252H75V254H76V249H83L82 251H87V250H89V248H90V244H92V245H95V244H97L98 245V247H100V250L103 248V250H101V253L103 254H106L107 252L108 253H111V252H113L112 250H109V249H107V250H105L108 246H111L112 245V247H113V249H114V251L115 250H117V249H115L116 247L115 246H119L120 247V244H118V243H121L122 244V246H123V249L122 250H124V252H122L123 254L122 255H125L126 253H128L129 251H131V252H133L132 250L133 249H129V248H132V245H130V247H129V244L131 243V241L133 240V241H135L134 239H136V237L134 238V236L136 235L134 232H136L137 231V229H134L133 231H131V233L133 234H135V235H132L131 236V234H127L126 233V236H123V237H121V239H119L120 241H118V243H117V241H115L116 243H117V245H116V243L115 242H113L114 240H112V242H110L109 240L108 241H106V242H109L108 244L105 242V241H103V239H105V238H107V234H106V232L104 231V229H106V227L105 228H102L103 226H105L104 224H106L107 223V221H105V220H107V219H105V216L107 215V214H103V213H101V214H98V213H100L99 211L97 212V214H95V211H93L94 212V214L93 213H91V214H87V216H85L83 213V211L82 210H80ZM122 211V210H121ZM238 211H239V208H238ZM263 211V210H262ZM6 212V211H5ZM20 212V211H19ZM56 212H58L57 210H56ZM60 212H58V213H60ZM67 212V213H68ZM92 212V211H91ZM103 212V211H102ZM117 212V211H116ZM171 212V211H170ZM193 212V211H192ZM230 212V211H229ZM259 212V211H258ZM261 212V211H260ZM18 213V212H17ZM23 213V212H22ZM104 213H106L105 211H104ZM108 213V215H109V212H107ZM188 213H190V211H188ZM234 213H235V211H234ZM35 216H34V215ZM112 214H110V215H112ZM187 214V213H186ZM244 214V213H243ZM259 214V213H258ZM15 215V214H14ZM64 215V214H63ZM99 216V218L98 219H100V221L102 222V225L101 226H99V228L100 229H98V231L99 230H101V234H100V231H99V235L100 236H98V237H96L97 235H92V234H94V233H96V232H94L95 230L93 229V227H92V229H90L92 232H94V233H92V234H89V236H84V235H79V236H83V237H79L78 238V236L76 237L75 235L76 234H78V233H76L75 235H73V237L75 238V240L71 243V241L73 240V238L71 239V238H69V239H71V240H69L68 238H67V236L68 235H66V233L68 234V232H66L67 231V226L68 225H74V223L76 222V221H83V223H84V220L85 219H88V221H90V222H93V221H95L94 219L96 218V216ZM107 215V216H108ZM114 215H112L111 216V218H114L115 219V217H114ZM173 215H174V213H173ZM172 215V216H173ZM177 215V213H175V216ZM184 215V214H183ZM194 215V216H193ZM205 215V216H204ZM210 215V216H211ZM224 215H226V214H224ZM228 215V214H227ZM45 216V215H44ZM188 216V215H187ZM204 216V217H203ZM209 216V215H208ZM52 217V216H51ZM51 217L49 216H47V220H45V219H43V221L45 222V221H47V224H49V225H52V224H50L49 222H52V220H51ZM185 217V216H184ZM196 217L198 218V219H196ZM212 217H214V215L212 216ZM250 217V216H249ZM178 218V217H177ZM180 218H181V216H180ZM223 218V217H222ZM175 219V218H174ZM224 219L226 220L227 218L226 217H224ZM224 219H222V220H224ZM132 220V219H131ZM212 220V219H211ZM211 220H210V222H211ZM228 220V219H227ZM43 221H41V223L43 222ZM149 221V220H148ZM203 221H206V220H203ZM207 221H209L208 219H207ZM43 222V223H44ZM54 222V221H53ZM150 222H152V224H154L153 223V220L151 221L150 220ZM175 222V221H174ZM189 222V223H188ZM29 223V224H28ZM55 223V222H54ZM56 223H57V221H56ZM55 223V224H56ZM97 223V222H96ZM183 224V225H180V224ZM188 223V224H187ZM192 223H193V226H192ZM203 223V222H202ZM202 223H200V224H202ZM205 223V222H204ZM208 223V222H207ZM55 224H53V225H55ZM76 224V223H75ZM80 224V223H79ZM86 224V223H85ZM99 224V223H98ZM120 224V223H119ZM176 224H177V226H176ZM200 224H199V226H200ZM222 224V223H221ZM41 225V224H40ZM48 225V226H49ZM52 225V226H53ZM81 225H84V224H81ZM100 225V224H99ZM37 226V227H36ZM94 226V225H93ZM117 226L119 227V225L117 224ZM128 226H130V225H128ZM169 226H171V225H169ZM173 226V225H172ZM221 226V225H220ZM50 227V226H49ZM58 227V226H57ZM56 227V228H57ZM121 227V226H120ZM197 227V226H196ZM223 227H224V225H223ZM55 228V229H56ZM69 228V227H68ZM124 228V227H123ZM167 228V227H166ZM182 228V229H181ZM198 228V227H197ZM227 228V227H226ZM41 229V228H40ZM44 230H47L48 229V227H47V229L46 228H43ZM43 229L41 230V231H43ZM120 229V228H119ZM121 229H122V227H121ZM132 229V228H131ZM196 229V228H195ZM220 230H222L221 228H219ZM252 229H253V227H252ZM21 230V229H20ZM24 230V231H25ZM52 230V229H51ZM89 230V229H88ZM85 231L86 233L88 232V233H90L91 231ZM123 230V229H122ZM223 230H225V229H223ZM3 231V230H2ZM22 231V230H21ZM41 231H39V233H41ZM50 231V230H49ZM55 231V230H54ZM130 231V230H129ZM129 231H127L128 233H129ZM141 231V230H140ZM144 231V230H143ZM143 231H141L140 233L138 232V234H142V235H140V236H142L141 237V240H142V238H144L143 239V241L144 240H146L147 239V237L149 236V234L147 235L146 234V230H145V234L143 233ZM6 232V231H5ZM38 232V231H37ZM48 232V231H47ZM172 232V233H171ZM189 232V231H188ZM3 233V232H2ZM1 233V234H2ZM20 232L19 231H17V233L16 234H18V236L17 235H15V233L13 232L12 233V235H14V236H16V237H14V238H22L21 236H20V234H22L23 232H21L20 234H19ZM26 232H24L23 233V237L25 236V235H27L29 232H27V234H25ZM35 233V232H34ZM45 233V232H44ZM44 233H43V235H44ZM180 233V232H179ZM179 233H178V235H179ZM194 233V232H193ZM5 234V233H4ZM2 235V237H3V239L4 238H6V235ZM9 235L8 236H10V237H12L13 238V236L12 235H10V232L8 233ZM25 234V235H24ZM51 234V233H50ZM74 234V233H73ZM82 234H84V233H82ZM121 234V233H120ZM123 234H125V233H123ZM123 234H121V236L123 235ZM42 235V236H43ZM72 235V234H71ZM71 235H70V237H71ZM92 235V236H91ZM109 235V234H108ZM192 235H194V234H192ZM20 236V237H19ZM35 236H38V238L37 237H35ZM137 236V235H136ZM140 236H139V238H140ZM157 236V235H156ZM156 236H153V235H151V238L153 237H155L156 238ZM212 236V235H211ZM215 236V235H214ZM213 236V237H214ZM220 236V238H221V235H219ZM51 237V238H50ZM64 237H66L67 239H65ZM145 237H146V239H145ZM150 237V236H149ZM149 237H148V239H149ZM158 238H159V236H157ZM159 238L158 239V241L162 244V245H164V246H166L165 245V243L167 242V240H165V239H163V238ZM176 237V236H175ZM209 238H210V236H208ZM217 237V236H216ZM12 238L10 239V241L9 242H11V243H9L8 245L6 244V243H8V238H6L5 240L7 241H5L4 242V245H5V247L6 248H9L10 246H13L14 244H12ZM26 238H29V237H26ZM26 238L25 239H18V240H23V241H20V242H25L26 241ZM102 238V239H101ZM150 238V240H152ZM200 238V237H199ZM203 237H201V239H202ZM29 239H31V236H30V238ZM108 239V238H107ZM107 239H105V240H107ZM110 239V238H109ZM113 239H114V237H113ZM163 239V240H162ZM196 239H198V238H196ZM201 239H198L199 241H201ZM222 239V238H221ZM261 239V238H260ZM264 238L262 237V240H263ZM15 241H16V239H14ZM17 240V241H18ZM66 240H67V242H66ZM116 240H118V239H116ZM218 239H216L215 241H217ZM223 240V239H222ZM221 240V241H222ZM233 240V239H232ZM231 240V241H232ZM258 240V239H257ZM262 240H260L261 242H262ZM4 241V240H3ZM3 241H1L0 242V244H3ZM16 241V242H17ZM29 241V240H28ZM33 241V240H32ZM32 241H30L31 242V244H27V246L29 245H31L32 246V244L34 243V242H32ZM103 241V242H102ZM146 241H148V240H146ZM153 241V240H152ZM162 241V242H161ZM166 241V242H165ZM170 241V240H169ZM215 241H213V242H215ZM225 241V240H224ZM223 241V242H224ZM230 241V240H229ZM230 241V242H231ZM260 241H258L259 243H260ZM159 242H155V243H153V245L152 246H150V245H148V246H150V247H153V246H156V245H159V247L161 248V244H159ZM209 242V241H208ZM218 242V241H217ZM228 242V241H227ZM229 242V243H230ZM19 243V242H18ZM18 243H15L16 245H18ZM26 243H29V242H27L26 241ZM37 243V242H36ZM106 243V244H105ZM113 243V244H112ZM168 243V242H167ZM201 243V242H200ZM236 243V242H235ZM19 244H22V243H19ZM63 244H64V246H63ZM65 244H66V247H65ZM68 244V245H67ZM73 244V245H72ZM102 244H105V248L104 247H101L102 246ZM193 244V243H192ZM192 244H191V246H192ZM210 244V243H209ZM218 244V243H217ZM232 244H234L233 242H232ZM245 244H247V243H245ZM253 244V243H252ZM251 244V245H252ZM256 244H257V242H256ZM10 245V246H9ZM16 245L15 246H13V247H16ZM23 245V244H22ZM44 245V246H45ZM86 245H87V248L88 249H86ZM88 245H89V247H88ZM146 245L147 244H145V248L144 247H142L141 249H144L147 253H149V254H151V253H154L155 251H154V249L155 248H152L151 249V252H149L148 251V249L150 248H148L147 250H146ZM199 245V243L198 244H196L195 246H198ZM207 245V244H206ZM211 245V244H210ZM229 245V244H228ZM237 245V244H236ZM235 245V246H236ZM250 244L248 243V248L249 247H251V246H249ZM3 246V245H2ZM19 246V245H18ZM34 246H35V244H34ZM37 246V245H36ZM35 246V247H36ZM72 246V247H71ZM81 246V247H80ZM85 246V247H84ZM121 246V247H122ZM164 246H162V247H164ZM169 245H167V247H168ZM215 246V245H214ZM247 246V245H246ZM257 246V245H256ZM4 247V246H3ZM24 247H25V245L23 246V248L22 247H20L19 248V250H18V252H20V250H22V249H24ZM33 247V246H32ZM41 248V246H37V248ZM61 247V248H60ZM62 247H64L63 249H62ZM70 247V248H69ZM78 247V248H77ZM84 247V248H83ZM118 247V248H119ZM127 247V248H126ZM129 247V248H128ZM139 247V246H138ZM158 247V246H157ZM158 247V248H159ZM166 247V249L168 250H171L170 248H167ZM171 247V246H170ZM184 247H186V246H184ZM206 247V246H205ZM210 247V246H209ZM213 247V246H212ZM231 247V246H230ZM234 247V246H233ZM232 247V248H233ZM254 247V246H253ZM258 247V246H257ZM259 247H260V244H259ZM0 248H1V246H0ZM27 248V247H26ZM109 248V247H108ZM183 248V247H182ZM192 248H194V247H192ZM201 248V247H200ZM204 248V247H203ZM10 249V248H9ZM9 249H7V250H9ZM12 249V248H11ZM10 249V251H7V252H10L8 255H11L12 256V258L9 256V258L10 259H12V261L14 260V258H16L17 256H16V254L17 253H15L16 252V250H14L15 252L13 253V252H11L12 250ZM16 249H18V248H16ZM32 250V248L31 247H28V250L26 249V251L28 252L29 250ZM35 249V248H34ZM91 249V248H90ZM120 249V250H121ZM127 249H129L128 251H126ZM140 249V250H141ZM189 249H191V248H189ZM199 249V248H198ZM206 249H207V247H206ZM211 249V248H210ZM219 249H222V248H219ZM225 249V248H224ZM254 249H255V247H254ZM257 249V248H256ZM1 250H3V248L1 249ZM5 250V249H4ZM70 250V251H69ZM76 250V251H75ZM105 250V251H104ZM155 250H157L158 252L156 253V254H158L160 251H162L161 249H155ZM168 250V251H169ZM200 250H202V249H199V251L198 252H200ZM208 250H209V248H208ZM246 250H247V248H246ZM252 250V249H251ZM23 251V250H22ZM21 251V252H22ZM33 251V250H32ZM31 251V252H32ZM81 251V252H82ZM90 251H92V250H89V251H87V252H84V253H86V254H84L82 257L83 258H87V257H89L91 254H89V252ZM139 251V250H138ZM144 251V252H145ZM186 251V250H185ZM188 251V250H187ZM190 251V250H189ZM203 251H205V250H203ZM202 251V253H204ZM207 251V250H206ZM215 251V250H214ZM219 252H221V250H218ZM257 251V250H256ZM4 252V251H3ZM6 252V253H7ZM46 252H44V253H46ZM51 252H52V254H51ZM57 252L60 254H57ZM65 252H64V254H65ZM121 252H120V255H121ZM126 252V253H125ZM137 252V251H136ZM145 252V253H146ZM163 252H165V251H163ZM162 252V253H163ZM181 252H182V250H181ZM191 252V251H190ZM197 252V251H196ZM197 252V254L199 255V253ZM208 252V251H207ZM248 252V251H247ZM255 252V251H254ZM5 253V252H4ZM5 253V255H7ZM12 253L13 254H15V256L14 255H12ZM25 253V252H24ZM29 253V252H28ZM26 254V256L27 255H29V254ZM54 253V254H53ZM65 254V255H67V258L68 259H70L71 258V254ZM100 253V254H101ZM107 253V254H108ZM125 253V254H124ZM139 253V252H138ZM137 253V254H138ZM145 253H143L142 252V254L145 256ZM166 253V252H165ZM164 253V254H165ZM171 253V252H170ZM185 254H187V252H184ZM206 253V252H205ZM253 253V252H252ZM258 253V252H257ZM19 255H20V253H18ZM17 254V255H18ZM31 254V253H30ZM56 254L57 255H59V258H58V256L54 259V255L56 256ZM82 254V253H81ZM89 254V255H88ZM106 254V255H107ZM118 254V253H117ZM190 254L191 253H189V255L188 256H190ZM195 254V253H194ZM193 254V255H194ZM196 254V255H197ZM254 255H255V253H253ZM19 255H18V258H19ZM70 256V258H69V256ZM109 256H110V254H108ZM108 255L106 256V257H108ZM131 255V254H130ZM130 255H128L125 259H124V261H126V263L127 262H139V261H144V256H136V254H134L135 256H133V254H132V256H130ZM162 254H160V256H161ZM166 255V254H165ZM164 255V256H165ZM192 255V254H191ZM203 256L205 255V254H202ZM208 254H206V256H207ZM251 255V254H250ZM64 256V255H63ZM172 256V255H171ZM171 256L170 257H167L166 256V258L168 259H166L167 260V262L168 263H171L172 261H176L175 259H173L171 262H169V259L171 258ZM187 256V257H188ZM256 256V255H255ZM7 257V256H6ZM14 257V258H13ZM53 257V258H52ZM73 257H75V255H74V253H73ZM105 257V258H106ZM111 257V259H109V262H113V260H116V259H114L115 258V256H110ZM110 257H108V258H110ZM114 257V258H113ZM122 259H123V257L122 256H120ZM146 257V256H145ZM153 257H155L154 255H153ZM162 257V256H161ZM180 258H184V259H186V255H184V254H180V256H179ZM199 257H201V256H199ZM208 257H209V255H208ZM207 257V258H208ZM27 258H29V256L27 257ZM104 258V259H105ZM108 258L106 259V261H108ZM150 259H151V257H149ZM176 259L178 258L177 256L175 257ZM189 258V257H188ZM191 258H192V256H191ZM202 258H204V257H202ZM206 258V257H205ZM257 258V257H256ZM73 259V258H72ZM71 259V260H72ZM75 259V258H74ZM103 259V260H104ZM146 259H148V258H146ZM7 260H9L8 259V257H7ZM110 260H112V261H110ZM118 260V259H117ZM116 260V261H117ZM183 260V259H182ZM208 260V259H207ZM255 260H257V259H255ZM11 261V260H10ZM49 261H47L48 262V264L50 263ZM69 261V260H68ZM73 261V260H72ZM98 261V260H97ZM102 261V260H101ZM157 261V260H156ZM159 261V260H158ZM178 261V260H177ZM181 261V260H180ZM189 261V260H188ZM253 261V260H252ZM15 262V260L13 261V263ZM96 262V261H95ZM120 262V264H121V261H119ZM118 262V263H119ZM153 262H155V260H152V263ZM160 262V261H159ZM11 263V262H10ZM9 262H8V264H10ZM50 263V264H51ZM55 263V262H54ZM94 263V262H93ZM93 263H91V264H93ZM101 263V262H100ZM115 263V262H114ZM117 263V264H118ZM149 263H150V261H149ZM158 263V262H157ZM166 263V262H165ZM167 263V264H168ZM175 263V262H174ZM181 263H183V262H181ZM262 263H263V261H262ZM12 264V263H11ZM46 264V263H45ZM53 264V263H52ZM104 264V263H103ZM113 264V263H112ZM116 264V263H115ZM135 264V263H134ZM153 264H155V263H153ZM171 264H173V263H171ZM246 264V263H245ZM248 264V263H247ZM251 264H253V262L251 263ZM257 264V263H256Z\"/></svg>",
    "mask_w": 264,
    "mask_h": 264
},
{
    "label": "rangeland",
    "instance_id": "2",
    "mask_svg": "<svg viewBox=\"0 0 264 264\" xmlns=\"http://www.w3.org/2000/svg\"><path fill=\"white\" fill-rule=\"evenodd\" d=\"M1 1H4V3H6V2H8V1H10V0H1ZM74 0H70L69 1V7L70 8H72V9H74L77 5L73 2ZM113 1V0H112ZM140 2V0H137L136 2L135 1H132V2H130L131 3V6H132V8H134L133 7V5L135 6V7H139V2ZM219 1V2H218ZM152 1H149V5H150V3H151ZM158 2H159V4H161V13H162V11H164L165 12V10H162V7H164L163 6V4L165 5V8L164 9H168L169 8V6H170V8H172V9H174L175 8V10L177 11V14H178V16H180V18H185V16H184V13H185V15L187 14V17L189 16V13L190 12H192V16H191V18H189V24L188 25H184V24H181L178 28H177V30H179V33L181 32V33H183V34H185V35H181V33L179 34V36L181 35V37L183 36V38H179L178 37V39L177 38H175V40H170V45L168 46V48H166V49H164L160 54H158L159 55V57H158V55L157 56H155V57H158V58H162L163 60L161 61V63H164V64H166L167 65V68H168V66L170 65V63L172 64V65H170V66H173L174 67V69H175V72H174V70H172L171 72H169V74L167 75V74H165V73H168L167 72V70L165 69V70H163L165 73H164V75H166L167 76V78H166V80H167V82L169 83V82H171L172 80H174V82L173 83H176V87L175 88H172L171 90H170V92H169V95H168V97L166 98V101H165V99L164 100H162V99H158L157 101L159 102L160 101V106H162V107H160V108H165V107H167L168 108V103L169 104H171V107H172V103L170 102V100L171 101H174V99L175 100H177L176 98H178L177 96H178V94L180 95V97L179 98H181V96L184 94H186L187 92H185V93H183L184 92V90H182V89H184V87H185V85H184V87H182V85H179L181 82H183V80L187 83V82H189V81H193L194 83H192V82H189V85L192 83L193 85H196L195 83H197V86H199V84H200V86L201 85H205L204 84V82L206 83V82H208V81H210V83L212 82L213 83V81H212V78L213 77H215V76H217V77H215V78H213V80H216V81H214V83H216V85H213L212 83H211V85L212 86H214V87H218V89L220 88V87H222L221 89H219L220 91H223V93H224V90H225V86H224V82L226 81V83L228 82V81H230L231 80V82H233V81H237L239 84H241V81H242V84H241V86L242 85H244V87L243 88H245V90H243V88H241L240 89V85L237 83V82H234V83H227L228 85H227V87L229 86V88L231 87V85L233 86V87H236V86H238L237 87V89H239V90H237V89H235V91H234V93L236 92L237 93V95L236 94H233V93H231V91L229 92V90H232V92H233V90H234V88H230L229 90L227 89V90H225V92L227 93V91L231 94V96L233 97H231L230 99H228V100H230V101H227V103H228V107L229 106H232V104H233V107H231L230 109H228V107H226L227 108V110L225 109V105H224V109L226 110V112H227V114L228 115H226V113H225V111L222 113L221 111H223V104L226 102L225 101V99H227V98H225L224 96V98L225 99H222L223 97H220V95L217 97V96H214L213 97V95H211V97L209 98V100L211 101V102H208V105H205L204 107H202L203 105H199V107H202L203 109H197L196 111L198 112V113H200V114H198L196 111H195V109H194V107H195V105L197 104H195L194 106H193V108H191L192 110H189L188 109V111L190 112V111H193L194 110V112H191V113H189V112H187V111H185V112H187V113H189V114H192V113H194V115L197 113V115L194 117H192V118H189V120L190 119H192V121L193 122H190L192 125L193 124H195V127H194V131L196 132L197 130L198 131H200V132H202L203 133V135H205L206 134V132H203L205 129H204V127H203V129L201 128L200 129V127H202V126H206V127H208L209 128V124H207V123H209V122H211L212 120L214 121V119L217 121L218 119H219V117H221V119H219L220 120V123H221V125L223 124L224 125V123H225V125L223 126L224 127V129L222 128H220V126H219V128L218 129H215V131H217V134H216V132L213 130V133L214 134H216L215 136H219L220 138L222 137V140L223 141H225L226 140V137H228L227 139L229 140V138L232 140V139H235V140H233L234 142H236V143H243V138H242V136H241V134H242V132H243V135L244 134H246V133H248V132H251V133H249V134H246V139L249 137V136H251V134L253 135V134H255V137L256 138H258L259 140H257L256 138V140L258 141V143L260 144H258L257 143V141H256V144L254 143L255 141H253V140H255L254 139V137H252L253 138V142L251 141L250 143L252 144H249L250 145V148H248L247 149V152H251V154H249L248 153V155H250L249 157H251V158H253V161H254V158H255V161L252 163V164H248V165H253V164H255L256 163V165L254 166V167H257V165L259 164H261V166H259L258 165V168L259 169H261V168H263V169H261V173L263 174V176H264V164L262 165V161L264 162V154H260L259 153V151H260V149L263 147L264 148V141H262V140H264V126H263V124H264V97L262 96V93H261V91L262 90H264V87H262L263 85H264V80L262 79L263 78V75H264V46H263V44H261V42L262 43H264V36H262V35H264V31H262V30H264V27L263 28H260V26H256V28H255V26L253 25V22H256V23H260V24H262V21H264V8H262V5L264 4V0H237V2H236V0L234 1L235 3H233V0H158ZM166 2H169V3H166ZM125 2H123V4H124ZM136 3V4H135ZM170 3H171V5H170ZM173 3V4H172ZM232 3V4H231ZM76 6H75V5ZM152 4V3H151ZM234 4H235V6H234ZM262 4V5H261ZM107 5V4H106ZM105 5V6H106ZM148 5V6H149ZM166 5H167V7H166ZM261 5V6H260ZM42 5H38V6H35L33 9H31L30 10V12H29V16L27 17V19L28 20H30V18H32V16H33V18L34 17H36V16H38L39 14H41L43 11V6L41 7ZM102 6H104V5H102ZM102 6H100V7H102ZM104 6V7H105ZM215 6V7H214ZM235 8H234V7ZM85 6H83V7H80L79 9H76L75 10V13H76V15L77 14H79V15H83L84 13L87 15V8H84ZM107 8H108V6H106ZM231 7V8H230ZM233 7V8H232ZM263 7H264V5H263ZM42 8V9H41ZM169 8V9H170ZM230 8V9H229ZM258 8H260V9H258ZM103 9V8H102ZM150 8H148V11L150 12V10H149ZM172 9H170V10H172ZM231 9H232V11H231ZM40 10V11H39ZM99 10V9H98ZM85 11V12H84ZM106 12L107 10H104L103 9V11L102 12ZM190 11V12H189ZM214 11H216V12H214ZM231 11V12H230ZM99 12H101V11H99ZM189 12V13H188ZM194 12V13H193ZM204 12H205V14H204ZM212 12L214 13V14H212ZM183 15H182V14ZM217 13V14H216ZM149 14V13H148ZM151 14V13H150ZM181 14V15H180ZM204 14V15H203ZM203 15V16H202ZM210 16L211 17V21L209 20V19H207L208 18V16ZM246 15H248V16H246ZM249 15H253V17L251 16H249ZM182 16V17H181ZM205 16H207L206 18H204L203 19V17H205ZM171 18L169 19V21L168 22H171V23H175L176 21H174L173 20V18H172V16H170ZM187 17H186V19H187ZM213 17V18H212ZM83 18H86V22L85 21H82L81 23H79L78 25L77 24H72V25H70V27H67V26H63V27H66L67 28V31H69L70 32V34L69 35H71V34H75L76 35V32H77V30L78 29H80V27H84V29L86 28L87 29V27L89 26V28L87 29L88 31L90 30V28L93 26V23H94V21H95V18L93 17V16H89V18H87V17H85V15H84V17ZM94 18V19H93ZM201 18H202V20H201ZM258 18V19H257ZM253 19H255V20H253ZM259 19H261V20H259ZM188 20V19H187ZM200 20V21H199ZM207 20L210 22H207ZM215 22H214V21ZM256 20H258V21H256ZM103 20H100V23H103V24H108V21H106V19H105V21L104 22H102ZM174 21V22H173ZM205 21V22H204ZM214 22V24L213 23H211V22ZM259 21H261V22H259ZM28 22V21H27ZM85 22V23H84ZM205 24H204V23ZM40 23H41V21H40ZM92 23V24H91ZM6 24H8V26H9V32H6L5 33V35H4V38H7L8 37V34H10V32H12V30H14V36L16 35V38L14 39L13 38V42H14V44L16 43V39H17V37L20 35H18V33H20V29L19 28H17V26H16V24H15V21H14V19H12L11 18V20L10 21H8V19H7V17L5 16V15H2V13H0V29H2V27H4ZM208 25L207 27H211V28H209L211 31H212V35H211V37L208 39L207 37H206V35L204 36L203 34L204 33H202V30H199V31H197V29L198 28H202L203 27V25L205 26V25ZM250 24V25H249ZM253 26H252V25ZM26 26H28L27 25V23L25 24ZM77 25V26H76ZM86 25V26H85ZM138 26L139 25H141V24H137ZM179 25V24H178ZM200 27H199V26ZM262 25H264V24H262ZM14 26V27H13ZM25 26V27H26ZM138 26H136V25H134V24H132V26H131V28L132 29H134V28H136V27H138ZM62 27V28H63ZM195 27V28H194ZM221 27H223V29L221 28ZM253 27V28H252ZM27 28V27H26ZM26 28H25V30H26ZM65 28V29H66ZM68 28H69V30H68ZM259 28H260V30H259ZM85 29V30H86ZM196 29V30H195ZM208 29V30H209ZM253 31H252V30ZM258 29V30H257ZM19 30V31H18ZM33 30L34 29H30V31L29 32H33ZM72 30V31H71ZM197 31V33L193 36V33H189V32H192V31ZM250 31H251V34H250ZM262 33V35H261V33ZM24 32H26V31H24ZM72 32V33H71ZM78 32H79V30H78ZM258 32V33H257ZM199 33H201V35L199 34ZM259 33H260V35H259ZM79 34V33H78ZM186 34H188L187 35V37H186ZM190 34V35H189ZM199 36H198V35ZM244 34H246V35H244ZM257 34H258V36H257ZM191 35L193 36L192 37V39H191ZM197 35V36H196ZM251 35H253V37L251 36ZM250 36H251V39L253 38H255L256 36H257V38L259 37L260 39L261 38H263L262 39V41L260 40V39H257V41H258V44H256L257 43V41L255 40V42L256 43H254V40H250L249 38H250ZM247 37V39H245V38ZM40 38V39H39ZM37 40H35V44L37 45V46H39L41 43H43V42H45V37H43V35L42 36H40ZM44 38V39H43ZM150 38H152V37H150ZM149 38V39H150ZM187 38V39H186ZM197 38V39H196ZM206 38V39H205ZM83 39V38H82ZM148 39V38H147ZM147 39H145V41L147 40ZM256 39V38H255ZM134 40V39H133ZM247 40H250V42L249 41H247ZM4 40H2V41H0V50L1 49H5V45H3L4 43H5V41L3 42ZM144 41V42H145ZM253 41V43H251ZM79 42V44L80 43H82L79 47H84L85 45H87L86 43H87V41L84 39L83 40V42H82V40H80V41H78ZM125 42V43H124ZM127 42L125 41V40H123V42H121V41H116L115 39H112V40H110L109 42H108V47H109V49H110V47H113V49H116V51L118 52V51H128V43L126 44ZM6 44V43H5ZM78 44V45H79ZM262 46H261V45ZM254 45H255V47H254ZM14 46H16V45H14ZM249 46V47H248ZM261 46V47H260ZM252 47V48H251ZM85 48V47H84ZM108 48H106V50H107ZM57 53L59 54V55H61L62 53H61V51H59V50H57ZM249 53V54H248ZM214 55V56H213ZM215 55H216V57H215ZM260 55V56H259ZM32 56V55H31ZM31 56H28L27 57V55L26 54H22V55H20L19 56V60H17L16 59V61H14V63L12 64V65H14V67L16 68V67H18V66H20L19 65V63H21L22 61V59L24 60V59H26V60H28V59H31ZM36 56H38V53H36L35 52V54L33 55V57H36ZM253 56H255V57H253ZM259 56V57H258ZM199 57H200V59H199ZM253 57V58H252ZM259 59H258V58ZM261 57V58H260ZM195 58V59H194ZM197 58V59H196ZM165 59V60H164ZM178 59H179V62H181L182 64L185 62V63H187V61H188V64H190L189 62H200L201 63V61H202V63H204V65L206 66L207 65V63L205 62V61H208V64H209V62H215V63H212V64H215V66L217 65V66H219L216 70H219V69H221V71L219 70V71H216L215 73L216 74H211V75H209L208 77L211 79H209L208 77H206L205 76V74L207 73V70H201V69H203V66L204 65H198L197 67L199 68H197L198 70H199V72L198 71H195V72H198V73H193L192 75L190 74V75H186V74H184L183 76H181L182 74H180L181 73V71H183V70H181L182 69V67L181 66H179L178 65V67L176 66L175 67V65H177L175 62L177 61L178 62ZM204 59H205V61H204ZM154 60H156L155 62H156V64H155V62H154ZM195 60H197V61H195ZM198 60H200V61H198ZM215 60V61H214ZM150 61L151 62H154V63H151V65L154 67H152L151 66V71L150 72H147V74H146V82L148 83V79H147V77L148 76H150V74H151V76H153V77H155L156 78V70H153V69H155L156 67L157 68H160V67H162L161 65H164V64H161L160 62H159V60H157V59H155V58H153V60L152 59H150ZM150 61H148V62H150ZM165 61L166 62H168V63H165ZM171 61V62H170ZM175 61V62H174ZM184 61V62H183ZM170 62V63H169ZM173 62V63H172ZM178 62V63H179ZM54 65H56V63H57V61L55 62V61H53L52 62ZM157 63H159V64H157ZM212 64L210 63L209 64V66L211 65V67H212ZM158 65H160V67L158 66ZM166 65H164V67L166 66ZM208 66V67H209ZM216 66V67H217ZM13 67V68H14ZM179 67H181V69L179 70L180 71V73L179 72H177V70L179 69ZM221 67V68H220ZM205 68V67H204ZM163 69V68H162ZM171 69H173V68H171ZM170 68H169V71L171 70ZM177 69V70H176ZM184 69V68H183ZM206 69V68H205ZM136 70V71H135ZM134 71H133V73L132 74H129L130 75V77H131V75L134 77V80H136V78L138 77V75H140L143 71L142 70H140V68L139 69H135ZM154 72V73H153ZM184 72V71H183ZM182 72V73H183ZM200 72H202V73H200ZM204 72V73H203ZM218 72H220V74L223 76L222 78H219L218 77V75H220ZM139 73V74H138ZM148 73H150V74H148ZM177 75H176V74ZM185 73V72H184ZM154 74H155V76H154ZM170 74H174V76L176 77V78H178L179 80H181L182 79V77H184L182 80H181V82L177 79V81H176V79H172L173 77L170 75ZM180 76H179V75ZM204 74V75H203ZM240 74H242L241 76H240ZM128 75V76H129ZM148 75V76H147ZM172 77H170V76ZM186 75V76H185ZM195 75V76H194ZM246 77L247 76V79H249V81L247 82V79H245V78H243V79H245L246 80V82H247V84L249 85V86H254L255 85V89H253V88H249L248 86H247V84H246V82H244L245 80H243L242 79V77H244V76ZM151 76L150 77H148V78H151ZM178 76V77H177ZM200 76H201V78H203V76L204 77H206V80L208 79V81H205V80H203L204 82H203V84H201V79H200ZM136 77V78H135ZM170 77V78H169ZM181 77V78H180ZM186 77H188L187 79H189V81H187V79H186ZM233 77H235V78H237V79H235V78H233ZM241 77V78H240ZM223 78H225L224 80V82H223V84L221 83L222 81H223ZM240 78V79H239ZM191 79V80H190ZM205 79V78H204ZM220 79H222V80H220ZM171 80V81H170ZM200 80V82H197V81H199ZM233 80V81H232ZM180 83H179V82ZM219 81V82H218ZM221 81V82H220ZM90 82V81H89ZM172 83V82H171ZM217 83H219V84H217ZM222 85H221V84ZM225 83V84H226ZM246 85H245V84ZM249 83H251V84H249ZM148 84H150V83H148ZM182 84V83H181ZM184 84V83H183ZM188 84V83H187ZM190 85L191 86V89L193 88V90L195 89V88H198L199 89V87H195L194 88V86L193 85ZM238 84V85H237ZM258 84V85H257ZM188 85V86H189ZM220 85V86H219ZM257 85V86H256ZM177 86H178V88H177ZM189 86V87H190ZM208 86H209V83H208ZM206 87V85L205 86H203V87H201L202 89L204 88V89H206L205 88ZM262 87V88H261ZM134 88V87H133ZM181 88V89H180ZM208 88V87H207ZM136 89V90H135ZM135 89H132L135 93H137V95H140V94H138V93H140L141 91L139 90V89H137V88H135ZM175 89H177L176 91H175ZM180 89V90H179ZM190 88H188V90L190 91L191 90ZM250 89V90H249ZM192 90V91H193ZM199 90H201V89H199ZM253 90H255V92L253 91ZM132 91V92H133ZM202 91V90H201ZM239 91V92H238ZM241 91H243L242 93H240ZM259 93H258V92ZM133 92V93H134ZM179 92V93H178ZM191 92V91H190ZM251 92H254V93H251ZM263 92V91H262ZM135 93L134 94H131V96H134L135 97V99H136V97L138 98V96L136 95L135 96ZM150 93H152L153 94V92L151 91ZM150 93H148V95H149V97H148V95L147 96H145V100H144V102L146 101V103L148 102V104L150 103V102H154V101H151L152 100V94H150ZM174 93V94H173ZM178 93V94H177ZM252 95H251V94ZM261 93V94H260ZM253 94L255 95V96H253ZM260 94V95H259ZM174 95H175V98H173L174 97ZM177 95V96H176ZM215 95V94H214ZM224 95H226V94H224ZM229 94H227L226 96L229 98L230 96H228ZM243 95V96H242ZM248 95H250V96H252V98L250 97V96H248ZM263 95H264V92H263ZM130 96V97H131ZM235 96V97H234ZM134 97H132V98H134ZM183 97V96H182ZM239 97H240V99H239ZM250 97V98H249ZM173 98V99H172ZM216 98V99H215ZM220 98V100H218ZM168 99V100H167ZM182 99V98H181ZM185 99V98H184ZM183 99V100H184ZM234 100V102H233V100ZM236 99V100H235ZM214 100V101H213ZM221 100H223V102H221ZM242 100H243V104L244 105H242ZM253 100V101H252ZM179 101H180V99H179ZM178 101V102H179ZM250 101V102H249ZM176 102V104H178L177 103V101H175ZM181 102V101H180ZM218 102V103H217ZM232 103V104H230L229 105V103ZM253 104H252V103ZM155 103V102H154ZM157 103V102H156ZM163 103H167L166 105L167 106H165V107H163L165 104H163ZM211 103V106L210 107H208L209 106V104ZM221 103V104H220ZM153 104V103H152ZM163 104V105H162ZM175 104V105H176ZM198 104H200V103H198ZM212 104H214V105H212ZM219 104L221 105V106H219ZM150 105V108H152L153 107V105H151V103L149 104ZM175 105H173V106H175ZM216 105V106H215ZM235 105V106H234ZM246 105V106H245ZM248 105V106H247ZM145 106H146V104H145ZM198 106V105H197ZM197 106H196V108H197ZM208 108H210L211 110L210 111H213L214 109L216 110V109H218V110H216L217 112H215V111H213V113H210V111H208V110H206L207 109V107ZM213 106V107H212ZM216 108H215V107ZM198 107V108H199ZM134 108V107H133ZM132 108V109H133ZM136 108H138V107H136ZM135 108V109H136ZM146 108H148V106H146ZM149 108V109H150ZM206 108V109H205ZM212 108H214L213 110H212ZM135 109H133V110H135ZM141 109H143V108H141ZM140 108L139 109H137V112H138V110L141 112L142 110H141ZM169 109V108H168ZM206 111H205V110ZM132 110V111H133ZM148 110V109H147ZM164 110H167V109H163L162 111H164ZM199 110V111H198ZM202 112H201V111ZM221 110V111H220ZM228 110H230V111H228ZM131 110H130V114H133V112H132ZM207 111L209 112V115L207 114ZM129 112V111H128ZM139 112V113H140ZM205 112V113H204ZM134 113H136V112H134ZM164 113V112H163ZM162 113V116H161V118L163 117V116H166V113H164L163 114ZM168 113V112H167ZM172 113V112H171ZM183 114H184V112H182ZM181 113V114H182ZM203 113V114H202ZM220 113V114H219ZM143 115H141V114H138V115H141L140 117H137L138 118V120H137V123H138V121H140L139 119L142 117V116H146L147 115V113L145 114V113H142ZM181 114L179 115V116H181ZM211 114V115H210ZM214 114V115H213ZM225 114V115H224ZM188 116V114H186L185 113V115L183 116L182 115V117H184V118H180L178 115H176V116H178V118L175 116V115H168L167 114V116H168V118H167V116L164 118L165 120H163V121H166V123H169V125H170V127L172 128V129H174V133H172V131H171V133L174 135L175 133H177V134H179L180 135V133L182 134V135H184L183 137L184 138H186V135L189 133L190 134V132H188V131H190V129L192 128V125H190L189 126V121H188V118H187V116ZM200 115H202V116H200ZM205 115V116H204ZM209 116V118L208 119H211V116L213 117V119H211V121L210 120H207V121H209V122H206V116ZM218 115V116H217ZM222 115H223V118H225V119H227V120H225V119H223L222 118ZM130 116V115H129ZM132 116V119H131V117H128V116H126V120H127V117L128 118H130V119H128V121H127V123H126V121H120L122 124H124V125H127V127H128V124H129V129H131V126H133L134 127V125H132V124H137L135 121H136V117H133L134 115H131ZM136 116V115H135ZM150 116V115H149ZM149 116H146V117H148V119H149ZM155 115H153V117H154ZM171 116H172V118H171ZM176 117V119L175 120H177V121H173L172 119H173V117ZM190 116H192V115H190ZM152 117V120H151V116H150V119L148 120V123L144 126L143 124V129L142 128H139V130L141 131V129H142V131L143 132H145L146 131V129H148L147 131H146V133H148V131L149 132H151V133H148V135L150 136V138L152 139V134L154 135V134H156L157 133V129L156 128H160L159 126L160 125H157L158 124V120H160V119H157V118H159V117H154L153 118ZM197 117V119H195ZM216 117H218V118H216ZM143 118V117H142ZM141 118V119H142ZM169 118H171V120H170V122H168L169 121ZM187 118V119H186ZM143 119H145V118H143ZM154 119V120H153ZM168 119V120H167ZM230 119V120H229ZM124 120V119H123ZM130 120V121H129ZM133 120H134V123H133ZM155 120H157L156 122H154ZM162 120V119H161ZM160 120V121H161ZM179 120L182 122H180V124L182 125V126H185V125H188L187 127L188 128H184V127H182L180 124H179ZM201 120V121H200ZM218 120V121H219ZM119 121V120H118ZM132 121V122H131ZM144 121H146V120H144ZM191 121V120H190ZM222 121V122H221ZM228 121V122H227ZM248 123H247V122ZM130 122V123H129ZM142 122H143V120H142ZM153 122V124H151ZM162 122V121H161ZM171 122H172V124L173 123H175V124H171ZM195 122V123H194ZM203 124H202V123ZM263 122V123H262ZM118 123V122H117ZM120 123V124H121ZM139 123H141V122H139ZM163 123V122H162ZM166 123H163V125L165 126L166 125ZM179 125H178V124ZM185 123H187V124H185ZM189 123V124H188ZM199 123V124H198ZM205 123V124H204ZM239 123H241V124H239ZM261 123V124H260ZM120 124H118V125H120ZM159 124H160V122H159ZM185 124V125H184ZM243 124V125H242ZM123 125V126H124ZM131 125V126H130ZM141 125V124H140ZM154 125H156V127L154 126ZM162 125V126H163ZM168 125V126H169ZM172 125V126H171ZM202 125V126H201ZM235 125V126H234ZM122 126V125H121ZM150 126V127H149ZM161 126V127H162ZM180 126L182 127L181 129H180ZM194 126V125H193ZM200 126V127H199ZM125 127V126H124ZM123 127V129H126L124 132H122V134L123 135H118V136H120L119 137V139H117V138H115V137H117V136H115L114 138L112 137V138H110V140L109 139H100V141H99V143L98 142H96V141H98L97 140V138H96V140H95V143L96 144H93V145H95L94 146V151H93V153H95V154H93L92 152H90L91 150H92V148L91 149H89L90 151V153L89 154H87V156H89V155H91V156H89V157H87V158H85L86 157V152H84V153H81L82 155L83 154H85V155H83V156H78V155H75V154H73V157L74 156H78V158H83V159H81V161L80 160H78V158H72V160L74 161L75 159H77V162L78 161H80V162H78V164L76 163V165L75 166H77V168L75 167L74 169H75V172H73V173H76V172H79V173H77L78 174V176H75V182L78 184V187H76L80 192L78 193V196L77 197H74L75 199H73V200H65V201H67V202H65L63 199L61 200V202L62 203H64L63 204V208L62 209H64L65 207V210L63 211V210H61L62 211V213L58 210V206H56L57 205V203L55 202L54 203V201H51V200H49L48 202H47V204H46V210L48 211H46L45 210V212H43V213H41V214H35V209H34V214L36 215V217H37V219L39 218V217H41L42 216V214H43V216L41 217V219L42 220H40V218H39V220H40V224H39V222H38V228H35V233L34 232H32V231H27V230H25L23 227H25V226H27V222H29V221H27L26 220V218L24 217V216H22L23 214H24V211H26L25 209L23 210V209H21L22 207H19V209H15L16 211L15 212H13V209L11 210L10 208H8L9 206L8 205H11V203H10V201L11 202H13V200L12 199H14L15 200V198H16V195H14L15 196V198H14V196H12V198H11V195H13L14 194V192L13 191H16V190H14L13 189V186H11V187H9V188H7L8 186H10V184H12L13 185V183H15L16 181L15 180H17L18 182H19V180L17 179V178H20V177H23V174L24 175H26V173H24V172H22V171H20L22 168H18L19 169V171H18V169H14V170H17V171H13L14 173H15V175H13L12 173V177H10L11 179H13V177H14V179L13 180H11V181H8V180H6L7 181V183H10V184H6V182H1V185H0V191H1V193H0V197H2V198H0V200H3L2 202L0 201V242L1 241H3V244H0V246H1V248H0V264H8V262L10 263H12V264H48V262L47 261H49L48 260V256L50 255H47V252H50V251H47V250H44V249H48L50 246H49V244L47 243V245L49 246H47L46 247V243H45V241L44 240H41V242H40V239H38L37 241H35L36 240V238H32V237H34V235L36 234V235H38L39 237H40V235H41V237H44L45 235H47L48 237L47 238H49V236H53V235H55L54 234V232H56V230L57 231H59L60 230V221H62L63 220V217H66L65 216V213L69 216V217H71L72 218V216H74L75 215V213L76 212H80L81 213V211L80 210H82L84 213V215L85 216H87V214L89 215V214H91V213H93L94 214V212L93 211H95L96 209V211H95V214H97V212L99 211L100 213H98V214H101V213H103V214H107L108 215V213L107 212H109V215L107 216H105V219H107V220H105V221H107V223L106 224H104L105 226H103L102 228H105L106 227V229H104V231L106 232V234H107V238H105V239H107V240H105V239H103V241H110V242H112V240H114L113 242H115V241H117V243H118V241H120L119 239H121V237H123V236H126V233L127 234H131V236L132 235H135L134 236V238L136 237V239H134L135 241H131V243L129 244V247H130V245H132V248H129L130 250L131 249H133L132 251L133 252H131V251H129L128 253H124L125 255H122L123 253L122 252H124V250H122L123 249V246H122V244L121 243H118V244H120V247L119 246H115L116 248L115 249H117V250H115L114 251V249H113V247H112V245L109 243V242H106L107 244L109 243L111 246H108L105 250H107V249H109V250H112L113 252H111V253H108V254H110V256H115V258L114 259H118L117 261L116 260H113V264H117L119 261H121V264H153V263H155V264H167L168 262H167V258H166V256L167 257H170L171 255V258L169 259V262H171L173 259H175L176 261H172L171 263H173V264H251L252 262H253V264H264V239L262 240V237L264 238V188H262V189H260L261 190V195L257 192V194H255L254 193V191L252 190L253 188H254V186H253V181L255 182H257V181H261L262 179V181L264 182V177H259L258 175H261L260 174V172H259V174H258V171L256 172L257 174H255L256 175V177H254L255 175L252 173V174H250L251 175V177H252V179H250V175L248 174V176L247 175H244L243 177H242V179L243 180H245L244 182H243V186L244 187H248V189H247V187H246V189H244V190H248L249 192H247L246 193V191L244 192V190H243V186L241 185V186H238V187H236L235 185V187H233V189H229V191H227V194H224V200H223V204L221 205V207L218 209H216L217 211H215L214 213H213V215H214V217H212L213 215H211L212 214V212H211V214L209 213L207 216H203L204 218H203V220H206V221H203V220H200V219H202V217H200V216H197L196 217V219H198L200 222H198L197 220H196V224L193 226V223H192V226L193 227H191L190 228V225L188 224V226H184V230L182 229L181 231H178V229H180V228H172L173 230H172V232L174 233V231H176V233H174L175 235H173V237H174V240H173V238L172 239H169V238H171V237H167V238H163V237H161V235H167V234H169L170 232H167V230H168V228L169 227H174V223H178L177 222V219H178V221H180L181 220V222H182V220H184V219H186V221L187 220H191V218H189L188 219V217H190L189 215H191L192 213L193 214H195V212H197V211H195V210H192L191 211V206H192V209H194L195 207L193 206V205H195V204H203V203H205V202H207V201H209V197L208 198H206V195L208 196L209 195V193L211 194V193H213V189H215V187H216V185L215 184H217L216 182L218 181V180H215V175H213V173L212 172H208V170H210V168L209 167H211V170L213 171H215L216 169L218 170V167H219V165L221 164V165H223L222 164V160L223 159H221L222 157L220 156V155H218V154H216L215 152L214 153H211V155L209 154V152L207 151V150H205V149H203V150H201V149H194V150H196V151H198V153L196 152V151H194L193 152V149L192 150H190V153H188V151H189V149L190 148H192V147H194L193 145H191V146H189L190 144H188V143H184V142H181V144L179 143H177V144H172L171 145V147H170V145L168 146V144H170V143H166V142H164V140H166L165 138H167V137H165V138H162L161 140H163V141H159V142H156V143H154V142H152L150 139H148V138H146V139H148V140H145L144 141V143H143V139H142V136L141 137H139L140 136V131H139V133L137 132L138 131V127H142V126H138V124H137V128L136 127H134L135 129V131H136V133L139 135H135V136H137L138 137V139H137V137H132V136H134V134L132 135V134H130V132L131 133H135V131H127L128 130V128L126 127V128H124ZM133 127H132V129L131 130H133ZM148 127V128H147ZM151 127H152V129L153 130H149V129H151ZM169 127V128H170ZM174 127H176V129H177V131H175L176 129L174 128ZM186 127V126H185ZM191 127V128H190ZM197 127H198V129H197ZM228 129V127H230L229 128V130L228 131H231L232 130V132H230V134H232L231 136L233 137V138H231V136L229 135V136H227V135H225V134H223V133H225L226 131H224L223 132V130H226V128ZM257 127V128H256ZM263 129H262V128ZM164 128V127H163ZM190 128V129H189ZM232 128V129H231ZM236 128L237 129H239V130H237L236 131ZM156 129V130H155ZM183 130V129H185V130H183V131H178V130ZM189 129V130H188ZM251 129H253L256 133H254L253 132V130H251ZM259 129H261L260 131L261 132H258V130ZM161 129H159V131H160ZM192 130V129H191ZM203 130V131H202ZM218 130H219V132H218ZM127 131V132H126ZM156 132V133H153V132ZM185 131V132H184ZM196 132V134L197 133H199V132ZM241 131V132H240ZM245 131V132H244ZM195 132L193 133L194 134V136L193 135H191L190 134V137L191 138H195L196 136H197V138H195L194 140L192 139L191 141L193 142H196L197 141V143H200L202 140L201 139H199V140H201V141H198L197 139H198V136H199V138H200V134H202V133H200V134H195ZM135 133V134H136ZM213 133H212V139H214V140H216V137L214 138L213 137ZM260 133V134H259ZM127 134V135H126ZM171 134V136L172 137H174L173 139L174 140H177V139H179L180 137H181V139H184L182 136H180V137H178L177 138V134H175L174 136ZM147 135V136H148ZM155 136V135H154ZM193 136V137H192ZM156 137V136H155ZM157 137H159V135L157 136ZM175 137H176V139H175ZM189 137V135L187 136V138L185 139V140H187L188 138L189 139H191ZM244 137V136H243ZM124 138V139H123ZM127 138V139H126ZM131 138H133V139H131ZM139 138H141V140H139ZM154 138V137H153ZM169 138V137H168ZM167 138V139H168ZM240 138V140H241V138H242V142L240 141L239 142V139ZM261 138H262V140H261ZM126 139V140H125ZM130 139V140H129ZM170 139V138H169ZM189 139H188V141H189ZM244 139H245V137H244ZM246 139L244 140V142L246 141ZM101 140H104L103 142H104V144L106 143V141H108L109 143L107 144L106 143V146H103V142L101 141ZM106 140V141H105ZM117 140V141H116ZM123 140H124V143H122L123 142ZM132 140V141H131ZM134 140V141H133ZM219 139L217 138V140L216 141H218ZM261 140V141H260ZM122 141V142H121ZM135 141H136V143H135ZM137 141H138V144H137ZM146 141H148V142H151V143H147ZM171 141H172V139H171ZM190 141V142H191ZM220 141V140H219ZM238 141V142H237ZM260 141V142H259ZM102 142V143H101ZM115 142H117V143H115ZM132 142H133V144H132ZM142 142V144H140V143ZM145 142L149 145V146H144V145H147V144H145ZM160 142H162V143H160ZM167 142H169L168 140H167ZM189 142V143H190ZM98 143V144H97ZM102 144V146H101V144ZM113 143H115V144H113ZM122 143V144H121ZM134 143H135V145H134ZM165 143V144H164ZM173 143H176V142H173ZM227 143V142H226ZM225 143V144H226ZM231 143H232V141H231ZM261 143H262V145H261ZM109 144L111 145V146H109ZM127 144H129V145H127ZM155 144V145H154ZM188 144V145H187ZM114 145V146H113ZM133 146V148H131L132 146ZM137 145H139V146H137ZM141 145V146H140ZM199 145H201L202 147H204V146H206L207 144H199ZM248 145V146H249ZM118 146V147H117ZM131 146V147H130ZM157 146V147H156ZM183 146H184V148H183ZM257 146H260L259 148L257 147ZM112 147V148H111ZM129 147V148H128ZM139 147V148H138ZM155 147V148H154ZM167 147H169V148H167ZM181 149H180V148ZM187 147V148H186ZM252 147V148H251ZM102 148L104 149V152L106 151H108L107 152V154H109V156L105 153L104 155H102V153H101V151L99 150V149H101L102 150ZM120 150H119V149ZM127 148V149H126ZM136 148H137V150H139L140 148V150L139 151H137L136 150ZM146 148V149H145ZM163 148V149H162ZM173 148V149H172ZM176 148H179V149H176ZM189 148V149H188ZM262 148V149H263ZM96 149V150H95ZM99 151H98V150ZM107 149V150H106ZM149 149V150H148ZM157 149V150H156ZM160 149V150H159ZM184 149V150H183ZM185 149H186V151H185ZM251 151H250V150ZM125 150V151H124ZM128 150H130V151H128ZM131 150L133 151V152H131ZM148 150V151H147ZM154 150V151H153ZM163 151V153H162V151ZM164 150H166V152L164 151ZM174 150V151H173ZM188 150V151H187ZM249 150V151H248ZM264 150V149H263ZM97 151V152H96ZM103 151V150H102ZM121 151V152H120ZM138 153H137V152ZM191 151H192V153H191ZM204 151V152H203ZM88 152V151H87ZM127 152L129 153H132V155L134 154V155H139V153L141 154L140 156L143 158H141V162H144V164L142 163V164H140L141 162H137V161H134L135 162V164L134 163H132L133 162V157L132 156H130L129 154H127ZM136 152V153H135ZM156 152V153H155ZM158 152V153H157ZM182 153V155H181V153ZM206 152V153H205ZM127 154L126 156H125V154ZM148 155H147V154ZM154 153V154H153ZM163 155H162V154ZM174 153H177V155H174ZM178 153H179V155H178ZM186 153V154H185ZM252 153H254V154H252ZM256 153H258V154H256ZM151 154V155H150ZM164 154H165V156H164ZM171 154V155H170ZM172 154L174 155V156H172ZM195 154V155H194ZM201 154V155H200ZM94 155V156H93ZM115 155V156H114ZM160 155V156H159ZM188 155V156H187ZM200 155V156H199ZM248 155H247V157H248ZM258 155H260V156H258ZM262 155V156H261ZM104 156V157H103ZM125 156V157H124ZM128 156V157H127ZM148 156H150L149 158H147V159H145L144 160V158H146V157H148ZM154 156H156L157 158H155ZM179 156V157H178ZM220 156V157H219ZM245 156H246V153H245ZM108 157H110V158H108ZM115 157V158H114ZM177 157V158H176ZM183 157H184V159H183ZM247 157H245V158H247ZM0 158H2V156H0ZM89 158H91V160L89 159ZM101 158H103V162H102V159ZM104 158H106V161H104L105 159ZM107 158H108V160H107ZM111 158H112V160H111ZM120 158V159H119ZM124 158V159H123ZM153 160H152V159ZM160 158H162L163 159V161L160 159ZM166 158V159H165ZM202 158V159H201ZM206 158H208V159H206ZM212 158V159H211ZM214 158H218V160H216V159H214ZM256 158H258V160L260 161V159H262L261 161H260V163H258L259 161L256 159ZM110 159V160H109ZM123 159V160H122ZM149 159V160H148ZM156 159V160H155ZM177 159V160H176ZM178 159H179V161H178ZM180 159H181V161H180ZM83 160V161H82ZM132 160V161H131ZM146 160H148V161H146ZM155 160V162H153ZM157 160L158 161H162L161 163H156L157 162ZM171 160H174L173 162L171 161ZM184 162H183V161ZM194 160V161H193ZM204 160V161H203ZM212 161V163L210 162V161ZM216 160V161H215ZM1 161V160H0ZM72 161V162H73ZM177 161V162H176ZM203 161V162H202ZM206 161H208V163L206 162ZM74 162H76V160L74 161ZM115 162V163H114ZM149 165V167H150V174H148L147 172L148 171H146L145 172V169L146 170H149V168H148V166L146 165V163ZM151 162H153L152 163V165H150L151 164ZM163 162H165L164 164H163ZM172 162V163H171ZM181 162H183V163H181ZM186 162V163H185ZM217 162V163H216ZM219 162V163H218ZM221 162V163H220ZM82 163V164H81ZM130 163V164H129ZM154 163H156V164H154ZM180 163V164H179ZM185 163V164H184ZM258 163V164H257ZM109 164V165H108ZM157 164H159V165H157ZM172 164V165H171ZM178 164L179 165H181L182 167L184 166V168H182L181 166L179 167L178 166ZM189 164V165H188ZM209 166H208V165ZM211 164H213V165H211ZM219 164V165H218ZM79 165V166H78ZM83 165V166H82ZM90 165H92V166H90ZM134 165V166H133ZM137 165V166H136ZM138 165H140V166H138ZM156 165L158 166V167H156ZM161 165V166H160ZM169 165L170 166V168L168 167V169H166L167 168V166ZM175 165H177L178 167L177 168H179V169H182V170H178L177 168H176V166ZM207 165V166H206ZM215 165L217 166V167H215ZM80 166H82V167H80ZM85 166V167H84ZM101 166V167H100ZM130 166H132V167H130ZM171 166H173V167H171ZM197 166V167H196ZM64 167V169L63 170H60L61 168H63ZM65 167L66 166H61V167H56L57 168V170H60L59 172H57V177H56V175H54L55 176V178L56 179H54V177H53V174L52 173H54L55 171H56V168H55V170H54V172H52V170H50V172H51V174L50 175H48L49 176V178H50V176H51V178L50 179H52V177H53V180H49L48 181V183H50V184H47V186L46 187H48V186H50L51 185V183L54 185V186H52V188H51V186L50 187H48L49 189L51 188V190H53L54 189V187H55V189L53 190V192L55 191V193L54 194H57L58 193V189H60L61 187V189L59 190V193L57 194V195H61L59 198H61L62 196H63V194H65V193H67V191H68V189H69V187H71L72 185H71V183H72V181L70 180V177L69 176H71V175H69L68 176V178H67V174H66V171H65ZM74 167V166H73ZM139 168V169H137V168ZM155 167V168H154ZM163 167H165V170H168L169 171V169H170V172L171 171H173V173H169L168 171L167 172H165V170H163L164 168ZM186 167H187V169H186ZM189 167V168H188ZM207 167V168H206ZM58 168H60V169H58ZM79 168V169H78ZM100 168H102V169H100ZM111 168V169H110ZM130 168H131V170H130ZM144 169V171H143V169ZM148 168V169H147ZM157 168V169H156ZM162 168V169H161ZM173 168V169H172ZM201 168V169H200ZM220 168V167H219ZM236 168H241V167H236ZM243 169H244V167H242ZM37 168H34V170H36ZM73 169V168H72ZM97 169H99V170H101V171H99V170H97ZM105 169V170H104ZM109 169V170H108ZM119 169H120V171H119ZM129 169V170H128ZM134 169V170H133ZM136 169H137V171H139V172H135L136 171ZM142 169V170H141ZM154 169V170H153ZM175 169V170H174ZM177 169V170H176ZM206 169H208V170H206ZM66 170H67V167H66ZM78 170H80V171H78ZM87 172H86V171ZM99 171V173H101V174H99L98 172V176H100V177H98V176H94L95 174L94 173H96V171ZM141 170V171H140ZM153 170V171H152ZM185 170H186V172H185ZM188 170H190V171H188ZM197 170V171H196ZM210 170V171H211ZM242 170V169H241ZM245 170L247 171V172H249V171H251V168H250V170H249V168H245ZM263 170V171H262ZM0 173H2L3 171L1 170V166H0ZM5 171V170H4ZM23 171H25V169L23 170ZM32 171H33V169H32ZM37 171H39L38 169H37ZM37 171H36V173H37ZM85 171V173L88 175V177L87 178H83L82 177V175H84V174H82L83 172ZM95 171V172H94ZM122 171H124V172H122ZM176 171V172H175ZM181 171L183 172V173H181ZM194 171H196V172H194ZM213 171V172H214ZM7 172V171H6ZM5 172V173H6ZM17 172H21L20 174H22V175H20V177H17ZM26 172V171H25ZM34 172V171H33ZM33 172H31V173H33ZM49 172V173H50ZM68 172V174H70L69 173V171H67ZM93 172V173H92ZM105 172V173H104ZM120 172V173H119ZM143 172V174H141ZM164 172V173H163ZM179 172V173H178ZM188 172V173H187ZM198 172H200V173H198ZM202 172V173H201ZM28 173H30V171L28 172ZM35 173V172H34ZM39 173V172H38ZM37 173V174H38ZM64 175H66V176H64ZM89 173V174H88ZM117 173V174H116ZM122 173V174H121ZM145 173V174H144ZM176 173V174H175ZM178 173V174H177ZM194 173V174H193ZM210 173H212V175L214 176L213 178H214V180H213V182H212V178H210L211 177V174L209 175ZM217 173V171L215 172V174ZM4 173H2V175H3ZM19 174V173H18ZM54 174H56V173H54ZM76 174V175H77ZM152 174V175H151ZM168 174V175H167ZM171 174V175H170ZM175 174V175H174ZM181 174V175H180ZM184 174V175H183ZM193 174V175H192ZM6 175V174H5ZM61 175V176H60ZM104 175V176H103ZM144 175V176H143ZM166 175V176H165ZM175 177H174V176ZM19 176V175H18ZM64 178H63V177ZM79 176H81V177H79ZM150 176H151V178H150ZM165 178H163V177ZM179 176V177H178ZM182 176V177H181ZM2 178H0V179H2L3 180V176H1ZM5 177V176H4ZM62 177V178H61ZM122 177V178H121ZM169 177V178H168ZM173 177V179H178V180H176L177 182H175V183H173L172 181H174L173 179L171 180V178ZM178 177V178H177ZM244 177H247L248 179H249V181L250 182H252V188L251 187H249V185L251 186V183L250 184H247L246 185V183H248L249 181H247L246 182V178H244ZM9 178V179H10ZM58 178V179H57ZM60 178H61V180H60ZM67 178V179H66ZM79 178H82V180L81 179H79ZM91 178V179H90ZM119 178H121V179H119ZM168 178V179H167ZM179 178H181V182L182 183H180V181H179ZM257 178H259V179H257ZM261 178V179H260ZM5 179V178H4ZM78 179V180H77ZM164 180V182H163V180ZM234 179H236L235 177H234ZM2 180H0V181H2ZM21 180V179H20ZM23 180V179H22ZM54 180H55V182H56V186H55V182H54ZM63 180H65V181H63ZM68 180H70L71 182H68ZM185 180V181H184ZM13 181V182H12ZM15 181V182H14ZM51 181V182H50ZM57 181H60V182H57ZM63 181V182H62ZM85 181V182H84ZM168 181V182H167ZM187 181H189V182H187ZM238 181V183L240 182L239 180H236V182ZM261 181V182H262ZM12 182V183H11ZM18 182H16V183H18ZM43 182V181H42ZM42 182H38V183H40V184H37V187L38 188H42V187H40V186H42L41 185V183ZM65 182V183H64ZM82 182V183H81ZM166 182L168 183V184H166ZM170 182V183H169ZM179 182V183H178ZM185 182V183H184ZM186 182H187V184L189 185H187L186 184ZM254 183V185H255V188H254V190H256V185H257V188H258V182L257 183ZM260 182V183H261ZM3 183V184H2ZM43 183H45V182H43ZM42 183V184H43ZM58 183V184H57ZM83 184V185H81V184ZM184 183V184H183ZM7 185L6 187L4 186V189H7V190H5L4 192H2V190H1V188H3V185ZM19 184V183H18ZM46 184V183H45ZM45 184H43V190H45L44 189V187H45ZM61 184L63 185V184H65L66 185V187L64 188V186H61ZM73 184V183H72ZM77 184H76V186H77ZM172 185L171 187H170V185ZM185 184L187 185V186H185ZM262 184V183H261ZM16 185V186H15ZM40 185V186H39ZM68 185V186H67ZM69 185H71V186H69ZM79 185H81V186H79ZM164 186V188H165V186L166 185H168V186H166V187H168L169 188V190H168V192L165 190V189H167V188H163V186ZM174 185V186H173ZM184 185V186H183ZM246 185V186H245ZM264 185V184H263ZM21 186H23V185H21ZM60 186V187H59ZM86 186H89V187H87L86 188ZM162 186V187H161ZM214 186V187H213ZM16 187V188H15ZM20 188V184L19 185H17V184H14V188L15 189H17V188ZM58 187V188H57ZM81 187H85L86 189H84V188H81ZM96 187V188H95ZM97 187H98V190L101 192V194H98V196H97V193H98V190H97ZM173 187V188H172ZM18 188V189H19ZM23 188H24V186H23ZM22 188V189H23ZM101 190H100V189ZM170 188H172L171 190H170ZM211 188H212V190H211ZM237 188V189H236ZM249 188L252 190V192H250L251 190H249ZM3 189V190H4ZM12 189V190H11ZM37 189V188H36ZM40 189H37L38 191L40 190ZM41 189V190H42ZM82 189V190H81ZM84 189V190H83ZM90 189H92V190H90ZM94 189V190H93ZM96 189V190H95ZM105 189H109V196L107 197V193H106V190ZM163 189L165 190V191H163ZM234 189H236V191H235V193L234 194H232L233 193V190ZM88 190H89V192H88ZM160 190H161V192H163V193H161L160 192ZM241 190H243V193H242V191ZM8 191L9 192H11V193H8ZM31 191H33V190H31ZM37 191V192H38ZM97 191V192H96ZM169 191H171V192H169ZM212 191V192H211ZM232 191V192H231ZM240 191V192H239ZM23 192V191H22ZM36 192V193H37ZM57 192V193H56ZM61 192V193H60ZM164 192H167L169 195H167V193H164ZM176 192H178V194L179 195H177V193ZM208 192V194H206ZM231 192V193H230ZM239 192V193H238ZM63 193V194H62ZM81 193V194H80ZM88 193H89V195H88ZM95 193V194H94ZM161 193V194H160ZM172 195H171V194ZM176 193V194H175ZM238 193V194H237ZM249 193H251L250 195H249ZM2 194H4V196H2ZM9 196H7V195ZM106 194V195H105ZM151 194V196L153 197L154 195V197H153V199L149 196ZM152 194H154V195H152ZM157 194V195H156ZM158 194H160L161 195V197L162 198H160L159 196H158ZM165 196H164V195ZM174 194V195H173ZM205 194V195H204ZM254 196H253V195ZM93 195V196H92ZM94 195H96V196H94ZM118 195V196H117ZM148 195V196H147ZM171 195V196H170ZM233 195V196H232ZM255 195H257L256 197H255ZM83 198H82V197ZM87 196V197H86ZM91 197V199L89 200V199H87V198H90ZM143 196V197H142ZM156 196H158V200L157 199H154ZM171 198H170V197ZM81 197V198H80ZM93 197H95L94 199H93ZM140 197H141V199H140ZM148 197V199H146ZM166 197V198H165ZM260 197H262L263 199H261ZM8 200H7V199ZM10 198H11V200H10ZM77 198V199H76ZM82 199V200H80V199ZM84 198H85V201L86 200H88L87 202H89L90 201V203H87L85 206L83 205L84 203H86V202H82L83 200H84ZM96 198H97V200L98 199H103V201H102V203H96V204H94L95 203V201H97L96 200ZM104 198H105V200H104ZM107 198H109V199H107ZM176 198V199H175ZM260 198L261 199V201H259L258 199ZM5 199V200H4ZM92 199L94 200L93 202H92ZM146 199V200H145ZM159 199H160V201H159ZM162 199V200H161ZM164 199H166L167 201L165 202V200ZM207 199V200H206ZM226 199V200H225ZM256 200V203L258 204V203H260V205H261V207H260V209L257 211V213H254L255 215H252L253 214V212H254V206L256 205L255 204V200ZM78 201V203L76 202V201ZM81 202H80V201ZM151 200V201H150ZM157 200V201H156ZM252 200H254V201H252ZM9 201V202H8ZM76 203H74V202ZM164 201V202H163ZM230 201H231V203H230ZM252 201V203L251 204H249L250 202ZM8 202V203H7ZM68 202H70V205H71V202H73L72 204H75V205H77V204H79V202H80V205H83L84 207H81V208H79L78 209V211H76V210H74V207H73V209H71V207H72V205H71V207L70 206H68L69 204H68ZM91 202H92V204H91ZM160 202V203H159ZM229 202V203H228ZM83 203V204H82ZM49 204V205H48ZM139 204V205H138ZM225 204H228L229 206H231L230 207V212L228 211L227 213L225 212V207H224V205ZM252 204H253V207H252ZM49 207H48V206ZM204 205V204H203ZM203 205H201V206H203ZM249 205V206H248ZM259 205V204H258ZM262 205H263V207H262ZM6 206H8V207H6ZM20 206V205H19ZM119 206H121V207H119ZM187 206H188V209H184L183 210V208H187ZM200 206V205H199ZM226 206V205H225ZM234 206L236 207V208H234ZM3 207V208H2ZM70 208L71 210L68 212L67 211V209L68 208ZM111 207H112V212H115V214H117V215H114V214H112L111 213ZM114 207H116V210H115V208ZM118 207H119V210L120 211H118ZM129 207V208H128ZM170 207H172L173 209H175L176 210V212L174 211V212H172V208H171V210H169L170 209ZM194 207V208H193ZM198 207V206H197ZM223 207V208H222ZM239 208V211H238V208ZM243 209H241V208ZM249 207H251V208H253V209H251V211H250V208ZM36 209H38V207H35ZM76 208V207H75ZM127 208V209H126ZM248 209L247 211H249V212H251L250 214L251 215H248V213H246L245 214V212H242V211H244V210H246V209ZM6 211H4V210ZM51 209V210H50ZM232 209V210H231ZM241 209V210H240ZM23 210V211H22ZM56 210L58 211V212H60V213H58V212H56ZM115 210V211H114ZM122 210V211H121ZM263 210V211H262ZM20 211V212H19ZM23 213H22V212ZM76 211V212H75ZM92 211V212H91ZM103 211V212H102ZM104 211L106 212V213H104ZM117 211V212H116ZM171 211V212H170ZM188 211H190V213H188ZM195 211V212H194ZM234 211H235V213H234ZM256 211V210H255ZM261 211V212H260ZM18 212V213H17ZM68 212V213H67ZM78 212V213H79ZM173 213H174V215H173ZM175 213H177V215L175 216ZM187 213V214H186ZM244 213V214H243ZM259 213V214H258ZM15 214V215H14ZM33 214V215H34ZM64 214V215H63ZM110 214H112V215H114V217H115V219L114 218H111V216L112 215H110ZM184 214V215H183ZM224 214H226V215H224ZM228 214V215H227ZM34 215V216H35ZM45 215V216H44ZM173 215V216H172ZM188 215V216H187ZM211 215V216H210ZM47 216L49 217H51V220H52V222H49L50 224H55L56 223V221H57V223L55 224V225H49V224H47V221H43V219H45V220H47L46 218H47ZM180 216H181V218H180ZM185 216V217H184ZM194 216V215H193ZM250 216V217H249ZM99 218V216L97 215L96 216V218L94 219L95 221H93V222H90V221H88V219H85L84 220V223H83V221L81 222V221H76L75 223H74V225L72 224H70V225H68L66 228H67V231L66 232H68V234L66 233V235H68L67 236V238L69 239V238H73V240L71 241V243L75 240V238L78 236V238L79 237H83V236H79V235H86V236H89V234H92V233H94V232H96V233H94V234H92L93 236L94 235H97L96 237H98V236H100L99 235V231H100V234H101V230H99L98 231V229H100L99 228V226H101L102 225V222L100 221V219H98ZM178 217V218H177ZM223 217V218H222ZM224 217H226L227 219L225 220L224 219ZM175 218V219H174ZM132 219V220H131ZM207 219L209 220V221H207ZM212 219V220H211ZM222 219H224V220H222ZM58 220H60L59 222H58ZM149 220V221H148ZM150 220L152 221L153 220V223L154 224H152V222H150ZM210 220H211V222H210ZM41 221H43L42 223H41ZM55 223H54V222ZM175 221V222H174ZM185 221V220H184ZM191 221H194V220H191ZM97 222V223H96ZM203 222V223H202ZM205 222V223H204ZM208 222V223H207ZM30 223V222H29ZM28 223V224H29ZM80 223V224H79ZM86 223V224H85ZM100 225H99V224ZM120 223V224H119ZM183 223V222H182ZM185 223V222H184ZM183 223V224H184ZM200 223H202V224H200ZM222 223V224H221ZM81 224H84V225H81ZM117 224L119 225V227L117 226ZM180 224V223H179ZM183 224H180V225H183ZM199 224H200V226H199ZM50 227H49V226ZM94 225V226H93ZM128 225H130V226H128ZM169 225H171V226H169ZM173 225V226H172ZM184 225H186V224H184ZM221 225V226H220ZM223 225H224V227H223ZM58 226V227H57ZM122 227V229H121V227ZM176 226H177V224H176ZM198 228H197V227ZM37 227V226H36ZM47 227H48V229H47ZM57 227V228H56ZM69 227V228H68ZM92 227H93V229L95 230L94 232H92L90 229H92ZM124 227V228H123ZM167 227V228H166ZM178 227V226H177ZM227 227V228H226ZM252 227H253V229H252ZM26 228V227H25ZM41 228V229H40ZM43 228H46L47 230H44ZM56 228V229H55ZM98 228V229H97ZM101 228V229H102ZM120 228V229H119ZM132 228V229H131ZM137 229V231L140 233L141 231H143V233L145 232V230H146V234L148 235L149 234V239H148V237H147V239H146V237H145V239L146 240H148V241H146V240H144L143 241V239L144 238H142V240H141V237L142 236H140V235H142V234H138V232L136 231V232H134L135 230L134 229ZM196 228V229H195ZM219 228H221L222 230H220ZM22 231H21V230ZM43 229V231H41ZM52 229V230H51ZM91 231L90 233H86L85 231L87 230V231H89V230ZM164 229H167V230H164ZM223 229H225V230H223ZM3 230V231H2ZM25 230V231H24ZM50 230V231H49ZM55 230V231H54ZM130 230V231H129ZM134 230V231H133ZM141 230V231H140ZM169 230H170V228H169ZM6 231V232H5ZM17 231H19L20 233L21 232H26L25 234H27V232H29L27 235H25L24 237L22 236L23 235V233L22 234H20V236L23 238V239H25L26 237H29L30 238V236H31V239H29V238H26V241L27 242H29V243H26V241L23 243V242H20V241H23V240H18V239H22V238H14V237H16V236H14V235H12V233L14 232L15 233V235H17L18 236V234H16L17 233ZM38 231V232H37ZM39 231H41V233H39ZM48 231V232H47ZM127 231H129V233L127 232ZM131 231H133L134 233L132 234L131 233ZM167 232V233H165V232ZM189 231V232H188ZM3 232V233H2ZM10 232V235H12L13 236V238L12 237H10V236H8L9 233ZM45 232V233H44ZM171 232V233H172ZM180 232V233H179ZM194 232V233H193ZM2 233V234H1ZM5 233V234H4ZM43 233H44V235H43ZM51 233V234H50ZM74 233V234H73ZM76 233H78V234H76ZM82 233H84V234H82ZM123 234V233H125V234H123L122 236H121V234ZM165 233V234H164ZM178 233H179V235H178ZM6 235V238H8V243H6L7 245L9 244V243H11V242H9L10 241V239L12 238V244H14L13 246H15L16 244L15 243H22V244H19L18 243V245H16V247H13V246H10L9 248L12 250L11 252H15L14 250H16V252L15 253H20V255H19V258H18V255L16 254V256H15V254H13L12 253V255H14L16 258H14V260H15V262L13 263V261H12V259H10L9 258V256L12 258V256L11 255H8L10 252H7V251H10V249L9 248H6L5 247V245H4V242L6 241L5 239L6 238H4L3 239V237H2V235ZM72 234V235H71ZM76 234V235H75ZM109 234V235H108ZM145 234V233H144ZM192 234H194V235H192ZM43 235V236H42ZM70 235H71V237H70ZM73 235H75L76 237L74 238L73 237ZM91 235V236H92ZM151 235H153V236H159V238L161 237V238H163V239H165V240H167V242L165 243V245L166 246H164V245H162L159 241H158V237L156 236V238L154 237H152L151 238ZM212 235V236H211ZM215 235V236H214ZM219 235H221V238L223 239H221L220 238V236ZM19 236V237H20ZM38 236H35V237H37L38 238ZM139 236H140V238H139ZM176 236V237H175ZM208 236H210V238L208 237ZM214 236V237H213ZM217 236V237H216ZM46 237V236H45ZM44 237V238H45ZM50 237V238H51ZM113 237H114V239H113ZM200 237V238H199ZM201 237H203L202 239H201ZM10 238V239H9ZM65 239H67L66 237H64ZM110 238V239H109ZM150 238L153 240H150ZM196 238H198V239H201V241H199L198 239H196ZM261 238V239H260ZM14 239H16V241L14 240ZM71 239H69V240H71ZM102 239V238H101ZM116 239H118V240H116ZM162 239V240H163ZM216 239H218L217 241H215ZM233 239V240H232ZM258 239V240H257ZM29 240V241H28ZM33 240V241H32ZM170 240V241H169ZM222 240V241H221ZM225 240V241H224ZM231 242H230V241ZM260 240H262V242L260 241ZM30 241H32V242H34L33 244H32V246L30 245H28L27 246V244H31V242ZM42 241L45 243V244H41L42 243ZM102 241V242H103ZM209 241V242H208ZM213 241H215V242H213ZM224 241V242H223ZM228 241V242H227ZM258 241H260V243L258 242ZM7 242V241H6ZM37 242V243H36ZM66 242H67V240H66ZM69 242V241H68ZM67 242V243H68ZM155 242H159V244H161L162 246H164V247H162L161 246V248L159 247V245H156V246H153V247H150V246H152L153 245V243H155ZM162 242V241H161ZM201 242V243H200ZM230 242V243H229ZM232 242L234 243V244H232ZM236 242V243H235ZM256 242H257V244H256ZM2 243V242H1ZM105 243V244H106ZM116 243V242H115ZM117 243H116V245H117ZM193 243V244H192ZM199 243V245L198 246H195L196 244H198ZM211 245H210V244ZM218 243V244H217ZM245 243H247V244H245ZM248 243L250 244L249 246H251V247H249L248 248ZM253 243V244H252ZM34 244H35V246L37 245H39V246H41V248H37V246L35 247L34 246ZM69 245H70V242L68 243ZM67 244V245H68ZM105 244H102V246L101 247H106L105 246ZM108 244V245H109ZM113 244V243H112ZM145 244H147L146 245V250L148 249V251L149 252H151V249L152 248H157V249H161L162 251H160L158 254H156L158 251L157 250H155L154 249V253H151V254H149V253H147L144 249H141L142 247H144L145 246ZM156 244V243H155ZM191 244H192V246H191ZM207 244V245H206ZM229 244V245H228ZM237 244V245H236ZM252 244V245H251ZM259 244H260V247H259ZM4 247H3V246ZM25 245V247H24V249H22V250H20V252H18V250H19V248L20 247H22L23 248V246ZM45 245V246H44ZM68 245V246H69ZM73 245V244H72ZM144 245V246H143ZM148 245H150V246H148ZM167 245H169L168 247H167ZM215 245V246H214ZM236 245V246H235ZM247 245V246H246ZM258 247H257V246ZM63 246H64V244H63ZM68 246H67V248H68ZM122 246V247H121ZM139 246V247H138ZM159 248H158V247ZM171 246V247H170ZM184 246H186V247H184ZM207 247V249H206V247ZM210 246V247H209ZM213 246V247H212ZM231 246V247H230ZM234 246V247H233ZM255 247V249H254V247ZM27 247V248H26ZM28 247H31L32 248V250L30 249L28 252L26 251V249L28 250ZM65 247H66V244H65ZM72 247V246H71ZM81 247V246H80ZM85 247V246H84ZM83 247V248H84ZM88 247H89V245H88ZM119 247V248H118ZM166 247L167 248H170L171 250H167L166 249ZM183 247V248H182ZM192 247H194V248H192ZM201 247V248H200ZM204 247V248H203ZM233 247V248H232ZM3 248V250H1ZM16 248H18V249H16ZM35 248V249H34ZM51 248V247H50ZM61 248V247H60ZM64 247H62V249H63ZM67 248L65 249V250H67ZM70 248V247H69ZM78 248V247H77ZM91 248V249H90ZM90 248H89V250H92V251H90L89 252V254H91L89 257H85V258H83L82 256L84 255V254H86V253H84V252H87V251H89V250H87V251H82L83 249L81 248H79V249H76L75 251H76V254H75V252H72V254L70 253V252H67L68 254L70 253L72 256H71V258H70V256H69V258L70 259H68L67 258V255H65V254H67L66 252H65V250L64 251H62V250H60V249H58V252L61 254V252H63V255H62V258L60 257L59 258V253L57 252V254H59V255H57L56 254V256L54 255V259L58 256V258L60 259L59 260V262H58V264H91V263H93V264H112L111 262H109V259H111V257L108 255V257H110V258H108V257H106L107 255L106 254H102L101 253V250H103V248L100 250V247H98V245L97 244H95V245H92V244H90ZM122 248V249H121ZM127 248V247H126ZM145 248V247H144ZM189 248H191V249H189ZM202 249V250H200V252H198L199 251V249ZM208 248H209V250H208ZM211 248V249H210ZM219 248H222V249H219ZM225 248V249H224ZM246 248H247V250H246ZM257 248V249H256ZM5 249V250H4ZM7 249H9V250H7ZM86 249H88L87 248V245H86ZM121 249V250H120ZM129 249H127L126 251H128ZM141 249V250H140ZM252 249V250H251ZM104 250V251H105ZM139 250V251H138ZM153 250V249H152ZM181 250H182V252H181ZM186 250V251H185ZM188 250V251H187ZM191 252H190V251ZM203 250H205V251H203ZM208 252H207V251ZM215 250V251H214ZM218 250H221V252H219ZM257 250V251H256ZM7 254V255H5V253ZM22 251V252H21ZM32 251V252H31ZM47 251V252H46ZM70 251V250H69ZM82 251V252H81ZM122 251V252H121ZM137 251V252H136ZM146 253H145V252ZM163 251H165V252H163ZM199 253V255L197 254V252ZM202 251L204 252V253H202ZM248 251V252H247ZM255 251V252H254ZM25 252V253H24ZM44 252H46V253H44ZM64 252H65V254H64ZM120 252H121V255H120ZM139 252V253H138ZM142 252L143 253H145V256L142 254ZM163 252V253H162ZM171 252V253H170ZM184 252H187V254H185ZM206 252V253H205ZM255 253V255L253 254V253ZM258 252V253H257ZM29 254V255H27L26 256V254ZM31 253V254H30ZM73 253H74V255H75V257H73ZM82 253V254H81ZM84 253V254H83ZM101 253V254H100ZM118 253V254H117ZM138 253V254H137ZM166 255H165V254ZM189 253H191L190 254V256H188L189 255ZM195 253V254H194ZM11 254V253H10ZM51 254H52V252H51ZM54 254V253H53ZM88 254V255H89ZM131 254V255H130ZM132 254H133V256H135L134 254H136V256L138 255H140V256H144V261L142 262V261H139V262H127L126 263V261H124V259L128 256V255H130V256H132ZM160 254H162L161 256H160ZM180 254L182 255V254H184V255H186V259H184V258H180L179 256H180ZM194 254V255H193ZM197 254V255H196ZM202 254H205L204 256L202 255ZM206 254H208L209 255V257H208V255L206 256ZM251 254V255H250ZM153 255L155 256V257H153ZM165 255V256H164ZM8 257V259L9 260H7V257ZM29 256V258H27ZM85 256V255H84ZM120 256H122L123 257V259L120 257ZM126 256V257H125ZM178 257L177 259L175 258V257ZM189 258H188V257ZM191 256H192V258H191ZM199 256H201V257H199ZM49 257H51V256H49ZM106 257V258H105ZM149 257H151V259L149 258ZM202 257H204V258H202ZM206 257V258H205ZM208 257V258H207ZM257 257V258H256ZM53 258V257H52ZM73 258V259H72ZM75 258V259H74ZM105 258V259H104ZM108 258V261H106V259ZM146 258H148V259H146ZM73 261H72V260ZM104 259V260H103ZM167 259V260H166ZM183 259V260H182ZM208 259V260H207ZM255 259H257V260H255ZM11 260V261H10ZM69 260V261H68ZM98 260V261H97ZM102 260V261H101ZM152 260H155V262H153L152 263ZM157 260V261H156ZM160 262H159V261ZM178 260V261H177ZM181 260V261H180ZM189 260V261H188ZM253 260V261H252ZM52 261V263L53 264H57V261H58V259L56 258L55 259V261H53V259L51 260ZM96 261V262H95ZM110 261H112V260H110ZM149 261H150V263H149ZM262 261H263V263H262ZM50 262V261H49ZM55 262V263H54ZM101 262V263H100ZM115 262V263H114ZM158 262V263H157ZM166 262V263H165ZM175 262V263H174ZM181 262H183V263H181ZM10 263V264H11ZM51 263V262H50ZM49 263V264H50ZM51 263V264H52ZM171 263H168V264H171ZM118 264H120V262L118 263Z\"/></svg>",
    "mask_w": 264,
    "mask_h": 264
}]
</instances>
